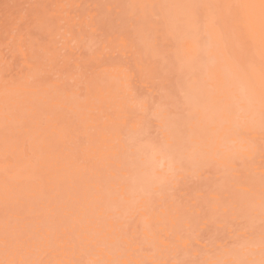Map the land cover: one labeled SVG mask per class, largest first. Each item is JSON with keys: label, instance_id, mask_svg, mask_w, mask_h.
I'll return each mask as SVG.
<instances>
[{"label": "rangeland", "instance_id": "1", "mask_svg": "<svg viewBox=\"0 0 264 264\" xmlns=\"http://www.w3.org/2000/svg\"><path fill=\"white\" fill-rule=\"evenodd\" d=\"M10 1L12 4H10ZM107 1L110 4L107 3ZM157 1L158 2H156L155 0L153 1L151 0H0V173H1L0 174V264H264V219H263L264 218V209H263L264 208L263 206L264 205V103H263L264 95H262V93H264V85H263L264 84V80H263L264 79V62H263L264 61V43H263L264 41V37H263L264 36V31H263L264 30V27H263L264 18H262L264 16V0H254V2L252 0H238V1L233 0L234 3L232 2V0H209L211 2L210 4L208 0H204V1L202 0V2L200 0H198V2L197 0L195 1L194 0H173V1L166 0V3H168L167 5L165 4V1L163 0H157ZM160 1H162L164 4L163 3L161 4ZM167 1H169L171 4ZM177 1H178L179 6L176 5ZM214 1H217V2L214 3ZM249 1L250 2L252 1V2L249 3ZM195 2H196V6L194 4ZM224 2L229 6V8ZM113 3L115 4L113 5ZM179 3H184L187 6H185L184 4H179ZM198 3L200 4L198 5ZM222 3L224 4L222 5ZM60 4L63 6V8L60 6ZM107 5H109V7ZM168 5H170V7ZM172 5H173V8H172ZM182 5H184V7H182ZM239 5L241 6L238 7ZM257 5L259 7H257ZM138 6L140 7L138 8ZM217 6H219V8ZM112 7H116V8H112ZM152 7H154L153 8L154 10L152 9ZM177 7L178 8L181 7L183 8V10L186 7V10H188V13L189 14L191 13V14L190 15L187 14L186 10L183 11L185 14H187V17L185 18L186 15H184V13L179 12L181 9H179L177 12ZM207 7L208 9L210 8L209 11L207 10ZM95 8H97V11ZM108 9L109 10L111 9V10L109 11ZM112 9H116V10L112 11ZM214 9H216L215 12H214ZM225 9H228L229 11ZM147 10L149 12H147ZM224 10L226 11V13ZM99 11L101 14L97 13ZM121 11H122V14H121ZM211 11L216 16L213 13H211L212 14L211 15L210 14ZM66 12L68 15L66 14ZM228 12L230 14H227ZM110 13H112V15ZM118 13L121 15H119ZM178 13L180 14L176 16V14ZM127 14H128L127 23H130V24L126 25L127 26L126 27L125 22L127 20ZM165 14H167L169 18L172 17L171 20L168 19V17ZM181 14L183 15L181 16ZM85 15L87 16L88 20L85 18L86 17ZM101 15H103L104 19L106 20H104L103 16ZM105 15L108 16V18H106ZM124 15L126 16V18ZM130 15L133 19L132 18L130 19ZM142 15L145 17L144 20H143ZM156 15L159 17H156ZM160 15H164V16H160ZM120 16H123L124 20L120 18ZM152 16L154 18L156 17V19H154ZM75 17H77L78 20H76L77 18L75 19ZM139 17L141 18V22L139 20L140 19ZM188 17L193 18V19H188L189 25L188 23L187 25L189 27L191 26L192 30L196 28L194 32L189 27L188 29L190 31L184 28L186 24L183 25L182 21L183 19L186 21ZM232 17L236 18L235 19L236 21L234 20V18L232 19ZM173 18L176 21H173L172 20ZM196 18H201V19H198L199 20L198 22ZM117 19L120 21H118ZM147 19L149 21H147ZM195 19L196 21H193ZM215 19L217 20L214 22ZM228 19L231 20V23ZM107 20L109 21V23L106 24V22H108ZM171 21L176 22V23H174L173 25ZM177 21L179 22L181 21L182 23L181 22L178 23ZM185 21L184 23L187 22ZM245 21L247 24L245 23ZM86 22L88 25L86 24ZM149 22L150 23L154 22V24L151 23V26H150ZM194 22L195 23L198 22V24L201 23L200 25H198V27H201V29L204 30L205 33L204 31L201 32L200 28H198L199 29L198 30L197 27H195V25L197 26V23L195 24ZM205 22L207 23V25ZM220 22L223 24H221ZM225 22L227 23V25ZM116 23H119V25ZM142 23L144 24V27ZM242 23L244 26L242 25ZM109 24H112L113 26ZM136 24H139V25H136ZM164 24H166L165 27L163 26ZM190 24H193L194 29H193V26ZM76 25L77 27L79 26V28H77ZM117 25L119 26L120 29L118 28ZM153 25H154V28H153ZM187 25L185 27H187ZM203 25H206V26H203ZM254 25H257V27ZM230 26H232V28H230ZM246 26L248 27L250 26V27L247 28ZM84 27H87V28H84ZM174 27H175L174 30L179 28L178 29L179 31L176 30V33H175L173 30ZM236 27L241 32V34L240 32H238ZM182 28L185 33L184 35L182 34V32L180 33V30L182 31ZM257 28L258 30L256 31ZM78 29L80 30L79 32H77ZM125 29H128V31H126ZM138 29L140 31H138ZM149 29L151 31H149ZM233 29H236V31ZM197 30L200 34L203 33L206 38L207 37L208 38L210 37V38L203 39L204 38L203 34L200 35L197 32ZM87 31L90 34H88ZM157 31L158 33H156ZM191 31L193 33L195 32L196 33L191 34L192 33ZM12 32L13 34H11ZM105 32L109 34H106ZM144 32L147 34L149 33V34L147 35ZM151 32L153 33V36L155 38L153 36L151 38L150 36L152 34ZM208 33H209V36L206 35ZM66 34H69V36ZM127 34L130 36H128ZM180 34H181V37L179 38ZM187 34H190L192 37L189 35L190 37L189 38ZM257 34L260 35V38ZM106 35L107 37L108 35H110L111 36V37L109 36L110 38L112 37L114 38L110 40V38H107ZM173 35L177 37H173L174 39L172 40V38L170 37H172ZM86 36L88 37L86 38ZM146 36H148V38ZM250 36L252 37V39L250 38ZM83 37H85V39ZM98 37L99 39H97ZM158 38L160 39L158 40ZM175 38H178L176 40L179 44L176 43ZM94 39L95 41H93ZM115 39L120 45L116 44ZM129 39L130 40L132 39L131 40L132 43L128 41ZM147 39H150L151 43L154 41L155 44L153 42L152 43L153 46H151L152 44L151 43L149 44L148 43L149 40ZM179 39H181V41ZM183 39L185 40V43ZM222 39H224L226 43L224 41L222 42L221 41ZM55 40L58 44L55 42ZM98 40H100V42ZM124 40H125V43H124ZM139 40L140 41L143 40V41H141L140 43ZM251 40H253V42ZM86 41L88 42L86 43ZM110 41L112 43H110ZM136 41L139 42V45H137L138 43ZM159 41L161 43H158ZM182 41H183V45L182 44L181 45L183 47L181 46L182 48L181 47L179 48V45ZM231 41L232 42L234 41L233 44ZM93 42H95L94 45H93ZM194 42H195V45H197V47L193 45ZM236 42L237 43L239 42L240 46ZM260 42H261V45H260ZM83 43L86 45L84 46ZM142 43H143L144 48L141 46ZM175 43L178 45L175 46L176 45ZM59 44L60 45L62 44V45L60 46ZM160 44H162V46ZM172 44L173 45L175 44L174 45L175 47ZM208 44H210V46H207ZM234 44H235V47H234ZM184 45L186 47H184ZM113 46L116 48H114ZM148 46H150V48ZM121 47L122 49L119 52ZM220 47H222V49L224 50H222ZM20 48L23 49V51L19 50ZM104 48H107V49L105 50ZM111 48H113L114 50ZM145 48L148 50V52H146L147 50H145ZM205 48L206 49L208 48L207 51ZM115 49L118 51H115ZM149 49L152 52H154L153 50H157L160 53V55H158L159 53L157 51H155V54L154 53L152 54V52L149 51ZM192 49L194 50L192 51ZM197 49L200 51V53ZM108 50H109V53H108ZM142 50H145L143 54H146L145 55L146 57H147V53H149L148 55L149 58H146V59L147 60L149 59L151 63L143 57L144 55L143 56L140 55V53H142ZM170 50H173V51H170ZM189 50H191V52ZM214 50H215V53L213 52ZM228 50L230 52H228ZM242 50L245 51L246 53L243 52ZM33 51L35 53H33ZM87 51L89 52L88 54H87ZM162 51L164 52L162 53ZM226 51L228 53H226ZM44 52L46 55L44 54ZM121 52L125 54L123 55ZM220 52H222V54ZM234 52H235V55H237L236 57L234 55ZM130 53L132 56H130ZM184 53H185V56L183 55ZM196 53L197 55H195ZM207 53L210 55V57H207L208 55ZM258 53H259V56H258ZM77 54L80 56H78ZM151 54L153 57L150 56ZM164 54L166 56H164ZM179 54L180 55L182 54V55L180 56ZM115 55L120 56L121 60L117 56L116 57L118 58V60H116L117 58L115 57ZM157 55L158 57H160V60L162 59V61L163 60L164 61L161 62L159 58L157 57ZM173 55L174 56L177 55V57L179 58L176 59V57H174ZM230 55L232 59L230 58ZM139 56L142 57L143 60ZM162 56L163 58H161ZM166 57L168 58L166 59ZM172 57L174 59H172L171 60L172 62H171L170 59ZM212 57L214 60L212 59ZM216 57L219 59H216ZM46 58H47V61H46ZM86 58L88 60H86ZM107 58L109 62L106 61ZM136 58L140 60L141 65H142L141 67L139 66L140 64L136 63L138 62ZM204 58H206L208 61H206V59ZM93 59L95 60L94 62H93ZM112 59L114 60V62ZM151 59H154L153 62ZM175 59L178 61L176 62ZM179 59L182 61H179ZM210 59L214 61L213 62L211 60L213 62L214 68H212L213 65ZM247 59L249 60L247 61ZM131 60L133 61L135 60V61L131 62ZM144 60L146 61L144 62ZM173 60L176 63H174ZM223 60H225L224 61L225 63L222 62ZM68 61H70V64ZM165 61H166L165 66L171 63V65H169L170 68L168 66H167V69L164 68L165 66L162 64H164ZM186 61L188 63H186ZM55 62L57 63L56 65H55ZM119 62L121 63V65ZM155 62L159 68L156 66ZM215 62H216V65H215ZM101 63L103 64L101 65ZM142 63H144V65ZM220 63H223V65L227 64L226 68L229 67L230 70L232 71L230 72L229 69L228 70L225 69L223 71L222 68L224 67ZM74 64L78 66L75 67ZM131 64L132 65L135 64L133 65V68H131L132 66ZM172 64L174 65V67ZM198 64H200V66ZM208 64H210L211 66ZM243 64L245 65L243 66ZM109 65L111 68L109 67ZM188 65L192 67H189ZM51 66L52 68H50ZM235 66L237 68H235ZM124 67L128 69L126 70ZM97 68L98 70H95ZM144 68L145 69L148 68L147 70L149 71L148 72L149 75H151L152 77L154 76V77L153 78L149 77V75L147 74V71ZM160 68L165 72V74ZM254 68L255 69L257 68V69L255 70ZM40 69L43 72H41ZM99 69L102 72H100ZM149 69H152L154 72L150 71ZM173 69L175 71H173ZM138 70L140 72L142 71L143 74L142 72L139 74V72H137ZM179 70H180V73H179ZM237 70H239L241 74ZM70 71L72 73H67ZM194 71L196 72L194 73ZM228 71L230 72V77L232 78H230L229 76H228L229 78L227 77V75L229 74ZM134 72H137L138 74ZM169 72L174 73V74L170 73L171 74L170 75L168 74ZM181 72H184L185 75L184 73H181ZM217 72L219 74H216ZM222 72L224 73L227 72V73L223 74ZM80 73L81 74L83 73V74L81 75ZM118 73L120 74L117 75ZM231 73L232 74L234 73V74L232 75ZM175 74L177 76H175ZM180 74L181 76H179ZM52 75L53 76L55 75L54 76L55 78H53ZM83 75H86V76L84 77ZM111 75H113L115 78L118 79V80L116 79L117 82L114 80L115 78ZM144 75L145 77H143ZM223 75H226V76H224L223 78ZM246 75H249V76H246ZM25 76L29 77V79L26 78ZM121 76L123 77V79ZM35 77L37 79H35ZM148 77L150 79V82H149ZM256 77H258V79ZM219 78H223L222 80L224 81H222L221 79L219 80ZM251 78H252L251 81L253 83L252 82L250 83ZM146 79L148 80L147 83L151 85L148 86V84H145ZM160 79L162 80L160 81ZM236 79L238 81H235ZM253 79L255 82L253 81ZM83 80H85L87 83ZM98 80L100 82H98ZM112 80L114 81L112 82ZM153 80L155 83H153ZM178 80L181 83L183 82L182 83L183 85L180 84ZM194 80L196 82H194ZM239 80L241 82H239ZM257 80L259 82H257ZM54 81L56 83H54ZM102 82H104V84ZM169 82H171V84L172 82H174L175 84H172L170 87ZM245 82L249 85H247ZM68 83H70L71 85ZM184 83L187 85H184ZM251 84L252 86H250ZM246 85L248 88L246 87ZM45 86L47 87L45 88ZM120 86L123 90L120 89ZM129 86H135V87H129ZM152 86H153V89H152ZM68 87L70 89H67ZM124 87L125 89L127 88L128 90H130L129 88H132L134 89L135 92L134 93L131 92L133 91L132 89L129 92H126L128 90L125 91ZM137 88H139L138 90L140 91H138ZM255 89L256 90L258 89V90L256 91ZM152 91H154L153 92L154 94L152 93ZM207 91L209 92L207 93ZM30 92L36 97L33 96ZM42 93L45 95H43ZM60 93L63 98L60 96ZM103 93L106 96L103 95ZM175 93L177 95L176 97H175ZM256 93L257 95H255ZM73 94L76 95V97H74ZM134 94L136 95V97H134L135 96ZM210 95L212 98L210 97ZM217 95H219V97H216ZM225 95L226 96L228 95V96L226 97ZM247 95L250 97H248ZM72 96L74 99L72 98ZM94 96L96 100H94ZM258 96H261V97H258ZM103 97L105 98L103 99ZM116 97H118L119 99ZM253 97L255 100L253 99ZM67 98H69L70 100ZM106 98H108L109 100ZM113 98L118 99V101ZM258 98L260 99L258 100ZM82 99L84 101L86 99L87 100L85 102L84 101L81 102ZM212 99H214V101ZM79 100H80V103H79ZM95 101L97 102L95 103ZM209 101L211 102L209 103ZM217 101L221 103L219 104ZM72 102L73 104H71ZM112 102L116 107H114ZM254 102H256L255 103L256 105L254 104ZM144 103L146 105H144ZM154 103L156 104L154 105ZM203 103L205 104L203 105ZM131 104L132 105L134 104V106H132ZM179 104H183V105H179ZM221 104H224V105H221ZM73 105L77 106L78 108L74 107ZM93 106L96 108H93ZM145 106L147 107V109ZM200 106L201 108H203V110L200 108ZM242 106H243V109H242ZM70 107L72 109H70ZM141 108L145 110H140ZM260 108L262 109V112ZM77 109H80L78 110V114H77ZM193 109L196 113L193 111ZM197 109H199L200 112L197 111ZM98 110H100L101 112ZM188 110H189V113L186 112ZM214 110L215 112L213 113ZM98 112H100V114ZM222 112H224V114ZM259 112L262 114H259ZM151 113H153L154 115ZM178 113H181V114H178ZM205 113H207V115ZM201 114L204 117L201 116ZM171 115L174 117H172ZM197 116L199 117V119H197L198 118ZM89 117H91V119ZM103 117L105 118V120ZM208 117L211 119L209 120ZM216 117H218L217 121L215 120ZM100 120H101V123H100ZM158 120L160 121V123L158 122ZM193 120L198 121V122L193 123L192 122ZM78 121L80 124H78ZM156 121L160 125L159 124L156 125L157 123ZM205 121H208L209 123L208 122L206 123ZM171 122L173 126L170 124ZM191 122L193 126L191 125V127H188L191 124ZM262 122L263 124H261ZM114 124L116 125L115 127H114ZM134 125L135 127H133ZM136 126L137 128L140 126L139 127L140 129L136 130ZM213 127L215 128V130L213 129ZM166 130L167 131L172 130L173 132H170V131L167 132ZM174 132L176 136L172 134ZM165 134L168 136H165ZM10 135L11 137H9ZM114 135L115 137H113ZM169 136L172 138V140H174V137L176 138V141L174 140L173 144H172L171 139L168 140V138H170ZM163 137H164V140H163ZM165 137L166 138L168 137V138L166 139ZM154 138L155 139L157 138L156 141ZM80 139H81V142H80ZM189 139L190 141L187 142ZM157 141L159 143H156ZM177 141L179 142L178 146H177V143H178ZM13 143L15 144V146ZM166 145H167V148H166ZM185 145H187L188 147H186ZM93 146H96V149H94L95 147ZM135 147L138 149H136ZM186 148L188 149L190 148V150H187ZM229 150L232 152L230 153ZM211 151L213 152V154ZM167 153L168 155H170V157L166 155ZM181 153L183 156L182 155L179 156ZM21 154L22 156H20ZM159 154H162V156L160 155L161 156L160 159H159ZM191 155L193 157L195 156L193 160H192L193 157ZM166 156H168L170 159H168V157ZM211 156L213 159L215 157V160L213 159L209 160ZM230 157L231 158L233 157L234 159L233 158L231 159ZM201 158H205V159H201ZM235 158H237L238 160ZM197 159H199V161ZM207 159L209 160V162H207L208 161ZM155 160H157V162ZM169 160H171V162ZM184 160H188V161L190 160L191 162L190 161L183 162ZM216 160L220 162L217 163ZM196 161L198 162L196 163ZM213 162L216 163L215 166L217 169L215 168V166L212 165V164H215ZM221 162L223 166L220 165ZM165 163L166 165L168 163L170 164L166 166ZM179 163L182 166H180ZM185 163L187 165H185ZM195 163L196 165L199 164L201 169L203 166L202 171L201 169L199 170L200 168L199 165L197 167L195 166ZM230 163H233V164L231 165ZM178 164L179 166H176ZM208 164L213 169H211L210 166H208ZM105 165L107 167H105ZM218 165H220L221 167L220 166L218 167ZM109 166L111 167L108 168ZM205 166H207V168H205ZM244 166H246L248 170L244 169L245 168ZM150 167L153 169H151ZM180 167L181 169L179 170L178 168ZM235 167H238L239 170L238 168H235ZM221 168L222 169L225 168V170L223 169V172H222ZM190 169L193 170L194 172L196 171L195 174ZM218 169L220 173H222V176L218 177V175H216L218 174L217 172ZM189 170H190V173H189ZM151 171L153 174L151 173ZM160 171L163 174H165L166 172L165 174L166 178L163 174H161ZM168 171H170V173L174 172L172 173L173 175L170 174ZM186 171L188 172L187 174H186ZM246 171L248 172V174ZM130 172L131 173L133 172L132 173L133 177L131 176ZM197 172H200V174L198 173L199 175H197ZM106 173H109V174H106ZM220 173L219 175H221ZM138 174L141 176H139ZM169 174L171 176H169ZM190 174L191 176L193 175V177H191ZM94 175L95 177L97 176L96 179ZM125 175H127V177H125ZM148 175H151V177L149 178ZM161 176L164 177V178L162 177L163 183L160 182L162 180H159V178L161 179ZM168 176L169 177L173 176V177L168 179ZM200 176H201V179H200ZM145 178L146 180H144ZM197 178L200 180H198ZM147 179L148 180L152 179L154 181H157V183L154 181H150V180H149L150 183H147L148 181ZM220 179H223V180H220ZM133 180L134 181L136 180L135 184ZM164 180H167V181H164ZM202 180H205V181H202ZM234 180H236V182ZM219 182L220 183L223 182V183L220 184ZM140 183L142 184V187L140 186ZM154 183L156 184L154 185ZM211 184H213V187L215 184V188L211 189L212 188ZM218 184L221 187H219ZM154 186H156V188ZM129 187H131V190ZM133 189H135V191ZM139 189H141L142 191ZM150 189L152 191H149ZM209 189L211 193L210 191L209 192L207 191ZM137 190H139L140 192H138ZM170 190L172 193L170 192ZM146 191L149 193H147ZM236 196L240 197V198L238 197V200L241 199L239 202L237 201ZM213 197L214 198L217 197V199H215L214 201ZM192 198H194L195 200ZM242 198L243 199L245 198V200H243ZM251 198L254 199L255 201H253ZM242 200L243 202H246L247 200L248 201L246 203H243L241 202ZM236 201L237 203H240V204H236L235 203ZM249 201L250 203H248ZM260 203L262 204L263 207L261 206ZM247 204L249 205L248 207L250 210L248 209V207H246ZM238 205H240V207ZM236 206L239 209H235ZM250 207L251 208L255 207V208L252 209L251 211ZM241 208H244L243 210L245 212L248 211L249 214L245 213L243 210H241ZM256 208H258L261 212L258 210H255ZM237 210H240V212L239 211L237 212ZM217 212L218 213L221 212V214L219 215L217 214ZM242 212H244L245 214H243ZM187 214L190 217L187 216ZM239 214L242 217H240ZM251 216H253V218ZM229 218H231L232 220L231 219L229 220ZM248 218H250L249 220L251 222L248 220ZM261 220L263 222H261ZM250 223L253 226H251ZM259 228L260 230H258ZM182 254H183V258L185 259L182 258L181 256Z\"/></svg>", "mask_w": 264, "mask_h": 264}, {"label": "bare ground", "instance_id": "2", "mask_svg": "<svg viewBox=\"0 0 264 264\" xmlns=\"http://www.w3.org/2000/svg\"><path fill=\"white\" fill-rule=\"evenodd\" d=\"M151 1H153V0H151ZM155 1L158 2L157 0H155ZM163 1H165V4H166V5L168 4V3H166V0H163ZM169 1H170V0H169ZM169 1H167V2H169ZM172 1H173V0H172ZM194 1H195V0H194ZM194 1H193V2H194ZM200 1L202 2V0H200ZM203 1H204V0H203ZM236 1H238V0H236ZM252 1L254 2V0H252ZM252 1H251V2H252ZM61 2H62V1H61ZM63 2H65V1H63ZM115 2H116V1H115ZM126 2H127V1H126ZM126 2H124V3H126ZM160 2H161V4L163 3L162 1H160ZM175 2H176V1H175ZM180 2H181V1H180ZM188 2H189V1H188ZM197 2H198V0H197ZM205 2H206V1H205ZM208 2H209V4L211 3L209 0H208ZM215 2H217V1H214V3H215ZM232 2H233V0H232ZM232 2H231V3H232ZM251 2L249 1V3H251ZM259 2H260V1H259ZM101 3H103V2H101ZM107 3H109V2L107 1ZM116 3H117V2H116ZM121 3H122V2H121ZM132 3H133V1H132ZM137 3H138V2H137ZM143 3H144V2H143ZM169 3H170V2H169ZM186 3H187V2H186ZM203 3H204V2H203ZM224 3H225V2H224ZM224 3H222V5H223ZM233 3H234V2H233ZM255 3H256V2H255ZM10 4H12L11 1H10ZM63 4H65V3H63ZM109 4H110V3H109ZM114 4H115V3H113V5H114ZM138 4H139V3H138ZM149 4H150V3H149ZM158 4H159V3H158ZM163 4H164V3H163ZM170 4H171V3H170ZM174 4H176V3H174ZM179 4H184V3H179ZM194 4H195V6H196V2H195ZM199 4H200V3H198V5H199ZM225 4H226V3H225ZM228 4H229V3H228ZM252 4H253V3H252ZM259 4H260V3H259ZM27 5H28V4H27ZM101 5H102V4H101ZM128 5H129V4H128ZM147 5H148V4H147ZM153 5H154V4H153ZM153 5H152V6H153ZM176 5H178V1H177V4H176ZM184 5H185V4H184ZM184 5H182V7H184ZM201 5H202V4H201ZM216 5H217V4H216ZM226 5H227V4H226ZM250 5H251V4H250ZM254 5H255V4H254ZM60 6L63 8V6H62L61 4H60ZM66 6H67V5H66ZM90 6H91V5H90ZM96 6H97V5H96ZM104 6H105V5H104ZM107 6L109 7V5H107ZM116 6H117V5H116ZM124 6H125V5H124ZM135 6H137V5H135ZM140 6H141V5H140ZM140 6H138V8H139ZM155 6H156V4H155ZM155 6H154V7H155ZM168 6L170 7V5H168ZM174 6H175V5H174ZM178 6H179V5H178ZM180 6H181V5H180ZM185 6H187V5H185ZM206 6H208V5H206ZM212 6H213V5H212ZM224 6H225V5H224ZM227 6H228V5H227ZM234 6H235V5H234ZM240 6H241V5H239L238 7H240ZM93 7H94V6H93ZM131 7H132V6H131ZM147 7H148V6H147ZM154 7H152V9H153ZM166 7H167V6H166ZM175 7H176V6H175ZM214 7H215V6H214ZM217 7L219 8V6H217ZM253 7H254V6H253ZM257 7H259V6L257 5ZM64 8H65V7H64ZM112 8H116V7H112ZM120 8H121V7H120ZM120 8H119V9H120ZM144 8H145V7H144ZM157 8H158V7H157ZM172 8H173V5H172ZM199 8H200V7H199ZM218 8H217V9H218ZM221 8H222V7H221ZM226 8H227V7H226ZM228 8H229V6H228ZM241 8H242V7H241ZM45 9H46V8H45ZM95 9H96V11H97V8H95ZM100 9H101V7H100ZM104 9H105V8H104ZM128 9H129V8H128ZM155 9H156V8H155ZM174 9H175V8H174ZM179 9L182 10V11H181V10L179 11L180 13H184L183 11L186 10V7H185L184 10H183V8H181V7H180V8L177 7V12H178ZM209 9H210V8H209ZM209 9H208V7H207V10H208V11H209ZM222 9H223V8H222ZM252 9H253V8H252ZM262 9H263V8H262ZM78 10H80V9H78ZM106 10H107V9H106ZM108 10H109V9H108ZM110 10H111V9H110ZM110 10H109V11H110ZM113 10H116V9H112V11H113ZM125 10H126V9H125ZM153 10H154V9H153ZM215 10H216V9H214V12H215ZM225 10L229 11L228 9H225ZM225 10H224V11H225ZM253 10H254V9H253ZM253 10H251V11H253ZM23 11H24V10H23ZM100 11H101V10H100ZM100 11L97 12V13H100ZM145 11H146V10H145ZM150 11H151V10H150ZM158 11H159V10H158ZM164 11H165V10H164ZM186 11H187V14H189V13H188V10H186ZM212 11H213V10H212ZM212 11L210 12V14L213 13ZM222 11H223V10H222ZM222 11H221V12H222ZM246 11H247V10H246ZM248 11H249V10H248ZM260 11H261V10H260ZM77 12H78V11H77ZM102 12H103V11H102ZM106 12H107V11H106ZM125 12H126V11H125ZM129 12H131V11H129ZM137 12H138V11H137ZM142 12H143V11H142ZM147 12H149V11L147 10ZM153 12H154V11H153ZM177 12H176V13H177ZM201 12H203V11H201ZM221 12H220V13H221ZM243 12H244V10H243ZM261 12H262V11H261ZM52 13H53V12H52ZM64 13H65V12H64ZM74 13H75V12H74ZM80 13H81V11H80ZM114 13H115V12H114ZM126 13H127V12H126ZM143 13H144V12H143ZM156 13H157V11H156ZM180 13L176 14V16L179 15ZM207 13H208V12H207ZM225 13H226V11H225ZM252 13H253V12H252ZM259 13H260V12H259ZM66 14H67V12H66ZM72 14H73V13H72ZM72 14H71V15H72ZM100 14H101V13H100ZM100 14H99V15H100ZM110 14L112 15V13H110ZM118 14H119V13H118ZM121 14H122V11H121ZM121 14H119V15H121ZM129 14H130V13H129ZM141 14H142V13H141ZM150 14H151V13H150ZM160 14H161V13H160ZM187 14L184 13V15H186L185 18L187 17ZM190 14H191V13H190ZM190 14H189V15H190ZM213 14H214V13H213ZM227 14H230V13L228 12ZM236 14H237V13H236ZM249 14H250V12H249ZM22 15H23V14H22ZM67 15H68V14H67ZM103 15H104V13H103ZM103 15H101V16H103ZM108 15H109V14H108ZM165 15L167 16V14H165ZM168 15H169V14H168ZM182 15H183V14H181V16H182ZM211 15H212V14H211ZM214 15H215V14H214ZM214 15H213V16H214ZM231 15H232V14H231ZM251 15H252V14H251ZM258 15H259V14H258ZM73 16H74V15H73ZM79 16H80V15H79ZM85 16H86V15H85ZM105 16H106V15H105ZM124 16H125V15H124ZM135 16H136V15H135ZM142 16H143V15H142ZM160 16H164V15H160ZM166 16H165V18H166ZM169 16H170V15H169ZM215 16H216V15H215ZM218 16H219V14H218ZM246 16H247V15H246ZM249 16H250V15H249ZM20 17H21V16H20ZM36 17H37V16H36ZM115 17H116V16H115ZM140 17H141V16H140ZM140 17H139V18H140ZM152 17H153V16H152ZM156 17H159V16L156 15ZM156 17H155V18L153 17V18L156 19ZM167 17H168V16H167ZM173 17H174V16H173ZM192 17H193V16H192ZM192 17H191V18L188 17L187 20H186L187 22L183 19V21H182V22H183V25H184V24L187 25V23L189 22L188 19H193ZM194 17H195V16H194ZM199 17H200V16H199ZM241 17H242V16H241ZM76 18H77V17H75V19H76ZM85 18L88 20L87 16H86ZM106 18H108V16H106ZM110 18H111V17H110ZM118 18H119V17H118ZM120 18L123 19V16H120ZM120 18H119V19H120ZM125 18H126V16H125ZM131 18H132V17H131V15H130V19H131ZM144 18H145V17L143 16V20H144ZM165 18H164V19H165ZM171 18H172V17H171ZM171 18L168 17V19H170V20H171ZM224 18H225V17H224ZM233 18H234V17H232V19H233ZM242 18H243V17H242ZM252 18H253V17H252ZM262 18H264V16H263ZM75 19H74V20H75ZM103 19H104V16H103ZM132 19H133V18H132ZM135 19H136V18H135ZM148 19H149V17H148ZM148 19H147V21H149ZM158 19H160V18H158ZM175 19H176V18H175ZM196 19H197V21L199 22L198 19H201V18H196ZM196 19L193 20V21H196ZM212 19H214V18H212ZM235 19H236V18H234V20H235ZM246 19H247V18H246ZM248 19H249V18H248ZM257 19H258V18H257ZM74 20H73V21H74ZM76 20H78V18H77ZM76 20H75V21H76ZM100 20H101V19H100ZM104 20H106V19H104ZM117 20H118V19H117ZM123 20H124V19H123ZM139 20H140V22H141V18H140ZM162 20H163V19H162ZM172 20H173V21H176V20H174V18H173ZM216 20H217V19H215L214 22H215ZM228 20H229L230 23H231V20H230V19H228ZM17 21H18V20H17ZM73 21H71V22H73ZM84 21H85V20H84ZM96 21H97V19H96ZM107 21H108V20H107ZM118 21H120V20H118ZM127 21H128V14H127V20H126V22H125V26L128 25V24H130V23H127ZM137 21H138V20H137ZM147 21H146V22H147ZM153 21H154V20H153ZM168 21H169V20H168ZM173 21H171V22H172L173 25H174V23H176V22H173ZM184 21H185L186 23H184ZM235 21H236V20H235ZM35 22H36V21H35ZM49 22H50V20H49ZM53 22H54V21H53ZM60 22H61V20H60ZM98 22H99V21H98ZM105 22H106V21H105ZM130 22H131V21H130ZM134 22H135V21H134ZM144 22H145V21H144ZM144 22H143V23H144ZM157 22H158V21H157ZM177 22L180 23L181 21H180V22L177 21ZM182 22H181V23H182ZM198 22H196V23H197V26L195 25V24H196L195 22H194V23H195L194 25H195V27H197V29H198V28L201 29V27H198V25H200L201 23L198 24ZM200 22H201V21H200ZM202 22H203V21H202ZM218 22H219V21H218ZM221 22H222V21H221ZM221 22H220V23H221ZM226 22H227V21H226ZM226 22H225V23H226ZM243 22H244V21H243ZM252 22H253V21H252ZM254 22H255V21H254ZM256 22H257V21H256ZM45 23H46V22H45ZM57 23H58V22H57ZM91 23H92V22H91ZM96 23H97V22H96ZM99 23H100V22H99ZM102 23H103V22H102ZM107 23H109V21L106 22V24H107ZM121 23H122V22H121ZM121 23H120V24H121ZM126 23H127V24H126ZM143 23H142V24H143ZM151 23L154 24V22H151ZM151 23L149 22L150 26H151ZM155 23H156V22H155ZM178 23H177V24H178ZM205 23H206V22H205ZM230 23H229V24H230ZM232 23H233V22H232ZM235 23H236V22H235ZM245 23H246V21H245ZM75 24H76V23H75ZM86 24H87V22H86ZM94 24H95V23H94ZM94 24H93V25H94ZM103 24H104V23H103ZM103 24H102V25H103ZM116 24L119 25V23H116ZM122 24H123V23H122ZM132 24H133V23H132ZM147 24H148V23H147ZM202 24H204V23H202ZM221 24H223V23H221ZM237 24H238V23H237ZM246 24H247V23H246ZM258 24H260V23H258ZM49 25H50V24H49ZM82 25H83V24H82ZM87 25H88V24H87ZM109 25H112V24H109ZM109 25H108V26H109ZM118 25H117V26H118ZM136 25H139V24H136ZM165 25H166V24H164L163 26L165 27ZM173 25H171V26H173ZM180 25H182V24H180ZM186 25H185V26H186ZM188 25H189V23H188ZM188 25H187V27L184 26V28L188 29V27H189ZM190 25L193 26V24H190ZM206 25H207V23H206ZM206 25H203V26H206ZM224 25H225V24H224ZM226 25H227V23H226ZM235 25H236V24H235ZM242 25H243V23H242ZM261 25H262V24H261ZM15 26H16V25H15ZM35 26H36V25H35ZM91 26H92V25H91ZM112 26H113V25H112ZM160 26H161V25H160ZM168 26H169V25H168ZM171 26H170V27H171ZM201 26H202V25H201ZM232 26H234V25H232ZM232 26H230V28H232ZM243 26H244V25H243ZM254 26L257 27V25H254ZM37 27H38V26H37ZM76 27H77V25H76ZM76 27H75V28H76ZM87 27H88V26H87ZM87 27H84V28H87ZM126 27H127V26H126ZM137 27H138V26H137ZM143 27H144V24H143ZM147 27H148V26H147ZM175 27H176V26H175ZM175 27L173 28V30L175 29ZM238 27H239V25H238ZM246 27L249 28L250 26H249V27L246 26ZM263 27H264V26H263ZM63 28H64V27H63ZM72 28H73V27H72ZM77 28H79V26H78ZM90 28H91V27H90ZM90 28H89V30H90ZM106 28H107V26H106ZM118 28H119V26H118ZM130 28H131V27H130ZM153 28H154V25H153ZM177 28H178V27H177ZM189 28L192 30L191 26H190ZM233 28H234V27H233ZM53 29H54V28H53ZM55 29H56V28H55ZM65 29H66V28H65ZM81 29H82V27H81ZM114 29H115V28H114ZM119 29H120V28H119ZM146 29H147V28H146ZM162 29H163V28H162ZM170 29H171V28H170ZM178 29H179V28H178ZM178 29H176V30H178ZM180 29H181V28H180ZM193 29H194V26H193ZM195 29H196V28H195ZM195 29H194V30H195ZM203 29H204V27H203ZM236 29H237V27H236ZM236 29H233V30L236 31ZM241 29H242V28H241ZM254 29H255V28H254ZM87 30H88V29H87ZM91 30H92V29H91ZM94 30H95V28H94ZM125 30L128 31V29H125ZM125 30H124V31H125ZM131 30H132V29H131ZM141 30H142V28H141ZM143 30H144V29H143ZM158 30H159V29H158ZM165 30H167V29H165ZM176 30H174L175 33H176ZM194 30H192V31L194 32ZM198 30H199V29H198ZM198 30H197V32H198ZM231 30H232V29H231ZM237 30H238V29H237ZM251 30H252V29H251ZM251 30H250V31H251ZM257 30H258V28L256 29V31H257ZM61 31H62V30H61ZM67 31H68V30H67ZM72 31H73V30H72ZM74 31H75V30H74ZM79 31H80V30L78 29L77 32H79ZM82 31H84V30H82ZM124 31H123V32H124ZM138 31H140V30L138 29ZM145 31H146V30H145ZM149 31H151V30L149 29ZM167 31H169V30H167ZM167 31H166V32H167ZM178 31H179V30H178ZM188 31H190V30L188 29ZM192 31H191V32H192ZM200 31L202 32V31H204V30L201 29ZM209 31H210V30H209ZM248 31H249V30H248ZM252 31H253V30H252ZM259 31H260V30H259ZM263 31H264V30H263ZM87 32H88V31H87ZM118 32H119V30H118ZM129 32H130V31H129ZM129 32H128V33H129ZM131 32H133V31H131ZM153 32H154V30H153ZM181 32H182L183 35L185 34L183 28H182V31L180 30V33H181ZM193 32H192L191 34H195V33H196V32H195V33H193ZM218 32H219V31H218ZM238 32H240V31L238 30ZM244 32H245V31H244ZM253 32H254V31H253ZM35 33H36V32H35ZM56 33H57V32H56ZM59 33H60V31H59ZM59 33H58V34H59ZM66 33H67V32H66ZM103 33H104V31H103ZM105 33H106V32H105ZM126 33H127V32H126ZM144 33H145V32H144ZM151 33H152V32H151ZM151 33H150V34H151ZM156 33H158V31H157ZM156 33H155V34H156ZM162 33H163V31H162ZM164 33H165V32H164ZM170 33H171V31H170ZM172 33H173V32H172ZM187 33H189V32H187ZM198 33H199V32H198ZM204 33H205V31H204ZM215 33H216V32H215ZM242 33H243V32H242ZM261 33H262V32H261ZM11 34H13V32H12ZM76 34H77V33H76ZM76 34H75V35H76ZM82 34H83V33H82ZM88 34H90V33L88 32ZM106 34H109V33H106ZM121 34H122V32H121ZM121 34H120V35H121ZM134 34H135V33H134ZM145 34H147V33H145ZM148 34H149V33H148ZM148 34H147V35H148ZM199 34H200V33H199ZM201 34H203V33H201ZM201 34H200V35H201ZM236 34H237V33H236ZM240 34H241V32H240ZM246 34H247V33H246ZM250 34H251V33H250ZM259 34H260V32H259ZM66 35L69 36V34H66ZM101 35H102V34H101ZM123 35H124V33H123ZM123 35H122V36H123ZM125 35H126V34H125ZM127 35H128V34H127ZM140 35H141V33H140ZM169 35H170V34H169ZM176 35H178V34H176ZM187 35H188V37H189L190 34H187ZM197 35H198V34H197ZM200 35H199V36H200ZM206 35L209 36V33L206 34ZM210 35H211V34H210ZM247 35H248V34H247ZM255 35H256V33H255ZM257 35H258V34H257ZM20 36H21V35H20ZM20 36H19V37H20ZM34 36H35V35H34ZM45 36H46V35H45ZM45 36H43V37H45ZM54 36H55V35H54ZM58 36H59V35H58ZM62 36H63V35H62ZM62 36H60V37H62ZM71 36H72V35H71ZM80 36H81V35H80ZM104 36H105V35H104ZM109 36H110V35H108V37H107V35H106L107 38H110V37H111V36H110V37H109ZM122 36H120V37H122ZM128 36H130V35H128ZM137 36H138V35H137ZM144 36H145V35H144ZM150 36H151V38H152L153 33H152ZM150 36H149V38H150ZM170 36H171V35H170ZM190 36H191V35H190ZM194 36H195V35H194ZM238 36H239V35H238ZM251 36H252V35H251ZM251 36H250V38L252 39ZM258 36H259V38H260V35H258ZM258 36H257V37H258ZM11 37H12V36H11ZM32 37H33V36H32ZM43 37H41V38H43ZM63 37H64V36H63ZM76 37H77V36H76ZM81 37H82V36H81ZM87 37H88V36H86V38H87ZM99 37H100V36H99ZM99 37H98L97 39H99ZM123 37H124V36H123ZM146 37L148 38V36H146ZM146 37H145V38H146ZM153 37H154V36H153ZM165 37H166V36H165ZM173 37H177V36L173 35V36L170 37V38H172V40H173V39H174ZM180 37H181V34H180L179 38H180ZM186 37H187V36H186ZM191 37H192V36H191ZM196 37H197V36H196ZM203 37H204L203 39L206 38V37L204 36V34H203ZM215 37H216V36H215ZM219 37H220V36H219ZM243 37H244V36H243ZM263 37H264V36H263ZM38 38H39V37H38ZM83 38L85 39V37H83ZM89 38H90V37H89ZM91 38H92V37H91ZM103 38H105V37H103ZM107 38H106V39H107ZM112 38H114V37H112ZM112 38H110V40H111ZM124 38H125V37H124ZM127 38H128V37H127ZM130 38H131V37H130ZM132 38H134V37H132ZM154 38H155V37H154ZM154 38H153V39H154ZM156 38H157V37H156ZM183 38H185V37H183ZM189 38H190V37H189ZM189 38H188V40H189ZM207 38H208V37H207ZM207 38H206V39H207ZM209 38H210V37H209ZM209 38H208V39H209ZM235 38H236V37H235ZM259 38H257V39H259ZM44 39H45V38H44ZM58 39H59V38H58ZM64 39H65V38H64ZM70 39H71V37H70ZM79 39H80V38H79ZM81 39H82V38H81ZM95 39H96V37H95ZM95 39H94L93 41H95ZM141 39H142V38H141ZM153 39H152V40H153ZM159 39H160V38H158V40H159ZM176 39H178V38H175L176 43H178ZM181 39H182V38H181ZM181 39H179V40L181 41ZM237 39H238V38H237ZM237 39H236V40H237ZM257 39H256V40H257ZM261 39H262V37H261ZM39 40H40V39H39ZM87 40H88V39H87ZM115 40H116V39H115ZM131 40H132V39H131ZM131 40L129 39L128 41L131 42ZM137 40H138V39H137ZM145 40H146V39H145ZM147 40H149L148 43L150 44V43H151V42H150V39H147ZM152 40H151V41H152ZM162 40H163V39H162ZM168 40H169V39H168ZM183 40H184V39H183ZM188 40H186V41H188ZM217 40H218V39H217ZM219 40H220V39H219ZM228 40H230V39H228ZM62 41H64V40H62ZM68 41H69V40H68ZM88 41H89V40H88ZM88 41H86V43H87ZM98 41L100 42V40H98ZM104 41H105V40H104ZM120 41H121V39H120ZM139 41H140V40H139ZM141 41H143V40H141ZM141 41H140V43H141ZM155 41H156V40H155ZM160 41H161V40H160ZM160 41H159L158 43H161ZM200 41H201V40H200ZM207 41H208V40H207ZM221 41H222V42L224 41V42L226 43V41H225L224 39H222ZM237 41H238V40H237ZM251 41L253 42V40H251ZM259 41H260V40H259ZM7 42H8V41H7ZM48 42H49V41H48ZM55 42H56V40H55ZM73 42H74V41H73ZM73 42H71V43H73ZM77 42H78V40H77ZM84 42H85V41H84ZM122 42H123V41H122ZM136 42H137V41H136ZM145 42H146V41H145ZM153 42H154V41H153ZM153 42H152V43H153ZM219 42H220V41H219ZM229 42H230V41H229ZM231 42H232V41H231ZM233 42H234V41H233ZM233 42H232V44H233ZM241 42H242V40H241ZM56 43H57V42H56ZM101 43H102V42H101ZM106 43H107V41H106ZM110 43H112V42L110 41ZM124 43H125V40H124ZM131 43H132V42H131ZM133 43H134V42H133ZM137 43H138L137 45H139V42H137ZM152 43H151V44H152ZM165 43H166V42H165ZM173 43H174V42H173ZM176 43H175V44H176ZM184 43H185V40H184ZM200 43H201V42H200ZM200 43H199V44H200ZM236 43H237V42H236ZM236 43H235V44H236ZM243 43H244V42H243ZM243 43H242V44H243ZM249 43H250V42H249ZM263 43H264V41H263ZM47 44H48V43H47ZM53 44H54V43H53ZM57 44H58V43H57ZM94 44H95V42H93V45H94ZM116 44H117V45L119 44V43L117 42V40H116ZM126 44H128V43H126ZM146 44H147V43H146ZM146 44H145V45H146ZM154 44H155V42H154ZM156 44H157V43H156ZM175 44H174V45H175ZM178 44H179V43H178ZM178 44H176L175 46H177ZM181 44L183 45V41L180 43L179 48L182 46ZM199 44H198V45H199ZM204 44H205V43H204ZM227 44H228V43H227ZM235 44H234V47H235ZM237 44L240 46V43H239V42H238ZM59 45H60V44H59ZM61 45H62V44H61ZM61 45H60V46H61ZM63 45H64V43H63ZM70 45H71V44H70ZM70 45H69V46H70ZM81 45H82V44H81ZM83 45L85 46L86 44L83 43ZM83 45H82V46H83ZM101 45H102V44H101ZM103 45H104V44H103ZM119 45H120V44H119ZM129 45H130V44H129ZM131 45H132V44H131ZM137 45H136V46H137ZM157 45H158V44H157ZM157 45H155V46H157ZM160 45L162 46V44H160ZM172 45H173V44H172ZM174 45H173V46H174ZM190 45H191V43H190ZM190 45H189V47H190ZM193 45H195V42H194ZM200 45H201V44H200ZM230 45H231V44H230ZM230 45H229V46H230ZM260 45H261V42H260ZM49 46H50V45H49ZM82 46H81V47H82ZM87 46H88V45H87ZM91 46H92V45H91ZM105 46H106V44H105ZM141 46L143 47V43H142ZM151 46H153V44H152ZM175 46H174V47H175ZM207 46H210V44H208ZM247 46H248V45H247ZM253 46H254V45H253ZM44 47H45V46H44ZM55 47H56V46H55ZM57 47H58V45H57ZM62 47H63V46H62ZM62 47H61V48H62ZM71 47H72V46H71ZM71 47H70V48H71ZM79 47H80V46H79ZM88 47H89V46H88ZM92 47H93V46H92ZM107 47H108V46H107ZM113 47H114V46H113ZM129 47H130V46H129ZM132 47H133V46H132ZM139 47H140V46H139ZM145 47H146V46H145ZM148 47L150 48V46H148ZM148 47H147V49H148ZM159 47H160V46H159ZM163 47H164V45H163ZM166 47H167V45H166ZM168 47H170V46H168ZM174 47H173V49H174ZM182 47H183V46H182ZM182 47H181V48H182ZM184 47H186V46L184 45ZM195 47H197V45H195ZM199 47H200V46H199ZM216 47H217V46H216ZM256 47H257V46H256ZM262 47H263V46H262ZM51 48H52V47H51ZM83 48H84V47H83ZM85 48H87V47H85ZM90 48H91V47H90ZM114 48H116V47H114ZM133 48H134V47H133ZM143 48H144V47H143ZM176 48H178V47H176ZM176 48H175V50H176ZM220 48L222 49V47H220ZM251 48H252V47H251ZM253 48H254V47H253ZM32 49H33V48H32ZM44 49H45V48H44ZM53 49H54V48H53ZM64 49H65V48H64ZM66 49H67V48H66ZM92 49H93V48H92ZM99 49H100V48H99ZM104 49L106 50L107 48H104ZM111 49H113V48H111ZM121 49H122V47L120 48L119 52L121 51ZM124 49H125V48H124ZM139 49H140V48H139ZM147 49L145 48V50H147ZM156 49H157V48H156ZM164 49H165V48H164ZM198 49H199V48H198ZM198 49H197V50H198ZM205 49H206V48H205ZM207 49H208V48H207ZM207 49H206V51H207ZM216 49H217V48H216ZM221 49H220V50H221ZM248 49H249V48H248ZM19 50H22V51H23V49H21V48H20ZM57 50H58V49H57ZM70 50H71V49H70ZM89 50H90V49H89ZM113 50H114V49H113ZM137 50H138V48H137ZM140 50H141V49H140ZM145 50H142V53H140V52H139V53H140L141 56L144 55L143 57L146 59V58H149V57H148L149 53H147V57H146V56H145L146 54H143V53L145 52ZM157 50H158V49H157ZM157 50H153L154 52H152V51L149 49V51H151L152 54H153V53L155 54V51H157ZM161 50H162V48H161ZM161 50H160V51H161ZM167 50H168V48H167ZM193 50H194V49H192V51H193ZM209 50H211V49H209ZM209 50H208V51H209ZM222 50H224V49H222ZM231 50H232V49H231ZM244 50H245V49H244ZM5 51H6V49H5ZM22 51H21V53H22ZM28 51H29V50H28ZM34 51H35V50H34ZM34 51H33V53H35ZM73 51H74V49H73ZM85 51H86V50H85ZM85 51H84V52H85ZM98 51H99V50H98ZM98 51H97V52H98ZM115 51H118V50L115 49ZM124 51H125V50H124ZM132 51H133V50H132ZM170 51H173V50H170ZM189 51L191 52V50H189ZM198 51H199V50H198ZM240 51H241V50H240ZM242 51H243V50H242ZM62 52H63V51H62ZM62 52H60V53H62ZM75 52H76V51H75ZM101 52H102V51H101ZM106 52H107V51H106ZM113 52H114V51H113ZM146 52H148V50H147ZM157 52H158V51H157ZM163 52H164V51H162V53H163ZM184 52H185V51H184ZM194 52H195V51H194ZM213 52L215 53V50H214ZM218 52H219V50H218ZM223 52H225V51H223ZM228 52H230V51L228 50ZM228 52L226 51V53H228ZM231 52H232V51H231ZM235 52H236V50H235ZM235 52H234V55H235ZM237 52H238V51H237ZM243 52H245V51H243ZM243 52H242V53H243ZM23 53H24V52H23ZM51 53H52V52H51ZM76 53H77V52H76ZM88 53H89V52L87 51V54H88ZM108 53H109V50H108ZM110 53H111V52H110ZM121 53H122V52H121ZM126 53H127V52H126ZM158 53H159V52H158ZM158 53H156V54H158ZM170 53H171V52H170ZM187 53H188V52H187ZM197 53H198V52H197ZM197 53H196L195 55H197ZM199 53H200V51H199ZM199 53H198V54H199ZM220 53L222 54V52H220ZM245 53H246V52H245ZM250 53H251V51H250ZM24 54H25V53H24ZM44 54H45V52H44ZM44 54H43V55H44ZM55 54H56V53H55ZM85 54H86V53H85ZM85 54H84V55H85ZM90 54H91V53H90ZM90 54H89V55H90ZM96 54H98V53H96ZM106 54H107V53H106ZM116 54H117V53H116ZM122 54H123V53H122ZM124 54H125V53H124ZM124 54H123V55H124ZM152 54L150 55L151 57H153ZM192 54H194V53H192ZM192 54H191V56H192ZM207 54H208V53H207ZM207 54H206V55H207ZM211 54H212V53H211ZM252 54H253V53H252ZM262 54H263V53H262ZM26 55H27V54H26ZM30 55H31V54H30ZM34 55H35V54H34ZM36 55H37V54H36ZM45 55H46V54H45ZM48 55H49V54H48ZM64 55H65V54H64ZM66 55H67V53H66ZM72 55H73V54H72ZM77 55H78V54H77ZM89 55H87V56H89ZM94 55H95V54H94ZM111 55H112V54H111ZM123 55H122V56H123ZM127 55H129V54H127ZM137 55H138V54H137ZM137 55H136V56H137ZM158 55H160V53H159ZM158 55H157V57H158ZM161 55H163V54H161ZM179 55H180V54H179ZM181 55H182V54H181ZM181 55H180V56H181ZM183 55L185 56V53H184ZM186 55H187V54H186ZM200 55H201V54H200ZM208 55H209V54H208ZM208 55H207V57H210V55H209V56H208ZM214 55H215V54H214ZM232 55H233V54H232ZM248 55H249V54H248ZM255 55H256V54H255ZM22 56H23V54H22ZM78 56H80V55H78ZM102 56H103V54H102ZM116 56H117V55H115V57H116ZM130 56H132L131 53H130ZM134 56H135V55H134ZM134 56H133V57H134ZM164 56H166V55L164 54ZM173 56H174V55H173ZM188 56H189V55H188ZM202 56H203V54H202ZM215 56H216V55H215ZM223 56H224V54H223ZM227 56H228V55H227ZM236 56H237V55H235V57H236ZM241 56H242V55H241ZM241 56H239V57H241ZM258 56H259V53H258ZM52 57H53V56H52ZM63 57H64V56H63ZM66 57H67V56H66ZM70 57H71V56H70ZM84 57H85V56H84ZM117 57H118L119 59L121 58L120 56H117ZM117 57H116V58H117ZM123 57H124V56H123ZM128 57H129V56H128ZM128 57H127V58H128ZM139 57H140V56H139ZM139 57H138V58H139ZM151 57H150V58H151ZM174 57H176V59L179 58V57H177V55L174 56ZM205 57H206V56H205ZM217 57H218V56H217ZM217 57H216V59H219V58H217ZM244 57H245V55H244ZM261 57H262V56H261ZM60 58H61V57H60ZM74 58H75V57H74ZM80 58H81V57H80ZM82 58H83V57H82ZM100 58H101V57H100ZM104 58H105V57H104ZM108 58H109V57H108ZM108 58H107L106 61H108ZM118 58H117L116 60H118ZM125 58H126V57H125ZM140 58L143 60L142 57H140ZM158 58H159V60H160V57H158ZM161 58H163V56H162ZM167 58H168V57H166V59H167ZM188 58H190V57H188ZM194 58H195V56H194ZM199 58H200V57H199ZM202 58H203V57H202ZM230 58L232 59L231 55H230ZM41 59H42V58H41ZM65 59H66V58H65ZM78 59H79V58H78ZM128 59H129V58H128ZM155 59H156V57H155ZM172 59H174V58L172 57V58L170 59V61H171ZM176 59H175V60H176ZM182 59H184V58H182ZM191 59H192V58H191ZM204 59H206V58H204ZM212 59H213V57H212ZM212 59H210V61H211ZM221 59H222V58H221ZM221 59H220V60H221ZM243 59H244V58H243ZM262 59H263V58H262ZM42 60H43V59H42ZM66 60H67V59H66ZM71 60H72V58H71ZM79 60H80V59H79ZM86 60H88V59L86 58ZM99 60H100V59H99ZM109 60H110V59H109ZM112 60H113V59H112ZM116 60H115V61H116ZM120 60H121V59H120ZM123 60H124V59H123ZM136 60L138 61V62H136V63L140 64L139 66L141 67L142 65H141L140 60L137 59V58H136ZM146 60H147V59H146ZM146 60H144V62H145ZM151 60H152V62H153L154 59H151ZM157 60H158V59H157ZM157 60H156V61H157ZM159 60H158V61H159ZM199 60H200V59H199ZM201 60H202V59H201ZM213 60H214V59H213ZM213 60H212V61H213ZM220 60H219V61H220ZM248 60H249V59H247V61H248ZM259 60H260V59H259ZM1 61H2V60H1ZM35 61H36V59H35ZM44 61H45V60H44ZM46 61H47V58H46ZM61 61H62V60H61ZM61 61H60V62H61ZM73 61H74V60H73ZM81 61H82V59H81ZM83 61H84V60H83ZM94 61H95V60L93 59V62H94ZM129 61H130V60H129ZM132 61H133V60H131V62H132ZM134 61H135V60H134ZM134 61H133V62H134ZM147 61H149V59H148ZM160 61L163 62L164 60L162 61V59H161ZM177 61H178V60H176V62H177ZM179 61H182V60L179 59ZM189 61H190V60H189ZM206 61H208V60L206 59ZM212 61H211V62H212ZM215 61H216V60H215ZM224 61H225V60H223L222 62H224ZM233 61H234V60H233ZM237 61H239V60H237ZM251 61H252V60H251ZM3 62H4V60H3ZM40 62H41V61H40ZM48 62H49V60H48ZM66 62H67V61H66ZM68 62H69V64H70V61H68ZM75 62H76V61H75ZM108 62H109V61H108ZM113 62H114V60H113ZM116 62H117V61H116ZM122 62H124V61H122ZM142 62H143V61H142ZM149 62H150V61H149ZM171 62H172V61H171ZM173 62H174V60H173ZM176 62H174V63H176ZM202 62H203V61H202ZM213 62H214V61H213ZM213 62H212V65H213ZM230 62H232V61H230ZM235 62H236V61H235ZM258 62H259V61H258ZM258 62H257V63H258ZM263 62H264V61H263ZM24 63H26V62H24ZM30 63H31V62H30ZM53 63H54V61H53ZM61 63H62V62H61ZM83 63H84V62H83ZM105 63H106V62H105ZM111 63H112V62H111ZM119 63H120V62H119ZM119 63H118V64H119ZM126 63H127V62H126ZM128 63H129V62H128ZM150 63H151V62H150ZM157 63H158V62H157ZM165 63H166V61L164 62V64H162V63H160V64H162V65L165 66V65H166ZM168 63H169V61H168ZM168 63H167V64H168ZM174 63H173V64H174ZM183 63H184V62H183ZM186 63H188V62L186 61ZM189 63H190V62H189ZM224 63H225V62H224ZM239 63H240V62H239ZM259 63H260V62H259ZM27 64H28V63H27ZM56 64H57V63L55 62V65H56ZM58 64H59V63H58ZM67 64H68V63H67ZM95 64H96V63H95ZM102 64H103V63H101V65H102ZM122 64H123V63H122ZM142 64L144 65V63H142ZM153 64H154V63H153ZM153 64H152V65H153ZM155 64H156V62H155ZM160 64H159V65H160ZM173 64H172V65H173ZM177 64H179V63H177ZM218 64H219V62H218ZM220 64H222V66L224 67V68H222L223 71H224L225 69H226V70L229 69L230 72L232 71V70H230L229 67L226 68L227 64H224L225 66L223 65V63H220ZM232 64H233V63H232ZM33 65H34V64H33ZM45 65H46V63H45ZM48 65H49V64H48ZM61 65H62V64H61ZM74 65H75V64H74ZM81 65H82V64H81ZM87 65H88V64H87ZM112 65H113V64H112ZM120 65H121V63H120ZM125 65H126V64H125ZM131 65H132V64H131ZM133 65H135V64H133ZM133 65L131 66V68H133ZM145 65H147V64H145ZM152 65H150V66H152ZM169 65H171V63H169L167 66L169 67ZM189 65H191V64H189ZM189 65H188V66H189ZM196 65H197V64H196ZM198 65L200 66V64H198ZM208 65H210V64H208ZM215 65H216V62H215ZM244 65H245V64H243V66H244ZM69 66H70V65H69ZM76 66H78V65H75V67H76ZM79 66H80V65H79ZM93 66H94V65H93ZM156 66H157V64H156ZM160 66H161V65H160ZM167 66H165L164 68L167 69ZM181 66H182V65H181ZM183 66H184V65H183ZM210 66H211V65H210ZM218 66H219V65H218ZM42 67H43V66H42ZM44 67H45V66H44ZM53 67H54V65H53ZM66 67H67V66H66ZM66 67H65V68H66ZM94 67H95V66H94ZM109 67H110V65H109ZM125 67H126V66H125ZM125 67H124V68H125ZM134 67H135V66H134ZM157 67H158V66H157ZM173 67H174V65H173ZM176 67H177V66H176ZM189 67H192V66H189ZM189 67H188V68H189ZM204 67H205V66H204ZM220 67H221V65H220ZM246 67H247V66H246ZM246 67H245V68H246ZM16 68H17V67H16ZM50 68H52V66H51ZM56 68H57V67H56ZM56 68H55V69H56ZM79 68H80V67H79ZM84 68H85V67H84ZM89 68H90V66H89ZM91 68H92V67H91ZM100 68H101V67H100ZM110 68H111V67H110ZM124 68H123V69H124ZM148 68H149V67H148ZM148 68H147V69H148ZM158 68H159V67H158ZM158 68H157V69H158ZM169 68H170V67H169ZM171 68H172V67H171ZM195 68H196V67H195ZM197 68H198V67H197ZM200 68H201V67H200ZM207 68H208V67H207ZM212 68H214V65H213ZM235 68H237V67L235 66ZM24 69H25V68H24ZM36 69H37V68H36ZM45 69H46V68H45ZM67 69H68V68H67ZM74 69H75V68H74ZM74 69H73V70H74ZM82 69H83V68H82ZM113 69H114V68H113ZM125 69H126V68H125ZM127 69H128V68H127ZM127 69H126V70H127ZM134 69H135V68H134ZM141 69H142V68H141ZM141 69H140V70H141ZM144 69H145V68H144ZM147 69H145V70L147 71V74L149 75V73H148L149 71H148ZM160 69H161V68H160ZM209 69H210V67H209ZM217 69H218V68H217ZM219 69H221V68H219ZM254 69H255V68H254ZM256 69H257V68H256ZM256 69H255V70H256ZM78 70H79V69H78ZM89 70H90V69H89ZM95 70H98V68L95 69ZM111 70H112V69H111ZM116 70H117V69H116ZM126 70H125V71H126ZM135 70H136V69H135ZM149 70H150V71H153L152 69H149ZM161 70H162V69H161ZM189 70H190V69H189ZM195 70H196V69H195ZM239 70H240V69H239ZM239 70H237V71L239 72ZM34 71H35V70H34ZM40 71H41V69H40ZM71 71H72V70H71ZM71 71H70V72H67V73H72ZM99 71H100V69H99ZM146 71H145V73H146ZM162 71H163V70H162ZM166 71H167V70H166ZM173 71H175V70L173 69ZM177 71H178V70H177ZM191 71H192V70H191ZM199 71H200V70H199ZM201 71H202V70H201ZM211 71H212V70H211ZM213 71H214V70H213ZM217 71H218V70H217ZM219 71H220V70H219ZM221 71H222V70H221ZM229 71H228V72H229ZM237 71H236V72H237ZM251 71H252V69H251ZM253 71H254V70H253ZM20 72H21V71H20ZM41 72H43V71H41ZM50 72H51V70H50ZM59 72H60V71H59ZM61 72H63V71H61ZM76 72H77V71H76ZM93 72H94V71H93ZM100 72H102V71H100ZM126 72H127V71H126ZM129 72H130V71H129ZM129 72H128V73H129ZM137 72H139V74H140L142 71L140 72V71L138 70ZM137 72H134V73H137ZM153 72H154V71H153ZM156 72H157V71H156ZM160 72H161V71H160ZM163 72H164V71H163ZM171 72H172V71H171ZM171 72H169L168 74H170ZM184 72H186V71H184ZM184 72H181V73H184ZM195 72H196V71H194V73H195ZM203 72H204V71H203ZM203 72H202V73H203ZM215 72H216V71H215ZM230 72H229V74L227 75V77H228V76L230 77ZM248 72H249V71H248ZM44 73H45V71H44ZM73 73H74V72H73ZM106 73H107V71H106ZM114 73H115V71H114ZM145 73H144V74H145ZM150 73H151V72H150ZM175 73H177V72H175ZM179 73H180V70H179ZM187 73H188V72H187ZM191 73H192V72H191ZM194 73H193V74H194ZM205 73H206V72H205ZM205 73H204V74H205ZM222 73H223V74H226L227 72H226V73L222 72ZM239 73H240V72H239ZM257 73H258V72H257ZM42 74H43V73H42ZM53 74H54V72H53ZM58 74H59V73H58ZM80 74H81V73H80ZM82 74H83V73H82ZM82 74H81V75H82ZM119 74H120V73H118L117 75H119ZM132 74H133V73H132ZM132 74H131V75H132ZM137 74H138V73H137ZM142 74H143V72H142ZM147 74H146V75H147ZM158 74H159V73H158ZM158 74H157V75H158ZM164 74H165V72H164ZM164 74H163V75H164ZM171 74H174V73H171ZM171 74H170V75H171ZM193 74H192V75H193ZM207 74H208V72H207ZM216 74H219V73L217 72ZM231 74H232V73H231ZM233 74H234V73H233ZM233 74H232V75H233ZM235 74H236V73H235ZM240 74H241V73H240ZM246 74H247V73H246ZM254 74H255V73H254ZM259 74H260V73H259ZM25 75H26V74H25ZM38 75H39V74H38ZM81 75H80V76H81ZM92 75H93V74H92ZM99 75H101V74H99ZM115 75H116V74H115ZM133 75H134V74H133ZM153 75H154V74H153ZM155 75H156V74H155ZM163 75H162V76H163ZM184 75H185V73H184ZM195 75H196V74H195ZM251 75H252V74H251ZM261 75H263V74H261ZM39 76H40V75H39ZM46 76H47V75H46ZM50 76H51V75H50ZM52 76H53V75H52ZM54 76H55V75H54ZM54 76H53V78H55ZM73 76H75V75H73ZM83 76L85 77L86 75H83ZM109 76H110V75H109ZM111 76H113V75H111ZM122 76H123V75H122ZM122 76H121V77H122ZM138 76H140V75H138ZM162 76H161V78H162ZM165 76H166V75H165ZM175 76H177V75L175 74ZM179 76H181V74H180ZM187 76H189V75H187ZM187 76H186V77H187ZM217 76H219V75H217ZM224 76H226V75H223V78H224ZM242 76H244V75H242ZM246 76H249V75H246ZM246 76H245V77H246ZM252 76H253V75H252ZM25 77H26V76H25ZM36 77H37V76H36ZM36 77H35V79H37ZM88 77H89V76H88ZM93 77H94V76H93ZM113 77H114V76H113ZM125 77H126V76H125ZM143 77H145V75H144ZM149 77L153 78L154 76L152 77L151 75H149ZM149 77H148V79H149ZM155 77H156V76H155ZM157 77H158V76H157ZM220 77H221V76H220ZM229 77H228V78H229ZM259 77H260V76H259ZM26 78L29 79V77H26ZM42 78H43V77H42ZM42 78H41V79H42ZM56 78H57V77H56ZM75 78H76V77H75ZM114 78H115V77H114ZM114 78H113V79H114ZM118 78H120V77H118ZM137 78H138V77H137ZM159 78H160V77H159ZM174 78H176V77H174ZM183 78H185V77H183ZM204 78H205V76H204ZM223 78H219V80H220V79L222 80ZM230 78H232V77H230ZM256 78L258 79V77H256ZM256 78H255V79H256ZM28 79H27V80H28ZM71 79H72V78H71ZM77 79H78V77H77ZM88 79H89V78H88ZM95 79H97V78H95ZM116 79H117V78H115L114 80L117 82L118 79H117V80H116ZM122 79H123V77H122ZM130 79H131V77H130ZM140 79H141V78H140ZM166 79H167V78H166ZM225 79H227V78H225ZM233 79H234V78H233ZM242 79H243V78H242ZM247 79H248V78H247ZM65 80H66V79H65ZM72 80H73V79H72ZM72 80H71V81H72ZM114 80H112V82H113ZM126 80H127V79H126ZM128 80H129V79H128ZM136 80H137V79H136ZM136 80H135V81H136ZM155 80H156V78H155ZM161 80H162V79H160V81H161ZM179 80H180V79H179ZM179 80H178V81H179ZM228 80H229V79H228ZM231 80H232V79H231ZM231 80H230V81H231ZM245 80H246V79H245ZM251 80H252V78L250 79V83L252 82ZM261 80H262V79H261ZM261 80H260V81H261ZM263 80H264V79H263ZM30 81H31V79H30ZM38 81H39V80H38ZM49 81H50V80H49ZM69 81H70V80H69ZM83 81H85V80H83ZM133 81H134V80H133ZM141 81H142V80H141ZM143 81H144V80H143ZM147 81H148V80L146 79V83H145V84H148ZM151 81H152V79H151ZM164 81H165V80H164ZM164 81H163V82H164ZM166 81H167V80H166ZM222 81H224V80H222ZM235 81H238V80L236 79ZM253 81H254V79H253ZM40 82H41V81H40ZM51 82H52V81H51ZM58 82H60V81H58ZM58 82H57V83H58ZM85 82H86V81H85ZM88 82H89V81H88ZM98 82H100V81L98 80ZM104 82H105V81H104ZM104 82H102V83L104 84ZM149 82H150V79H149ZM179 82H180V81H179ZM186 82H187V81H186ZM194 82H196V81L194 80ZM198 82H199V81H198ZM204 82H205V81H204ZM225 82H226V81H225ZM232 82H233V81H232ZM239 82H241V81L239 80ZM242 82H243V81H242ZM248 82H249V81H248ZM254 82H255V81H254ZM257 82H259V81L257 80ZM28 83H29V82H28ZM31 83H32V82H31ZM54 83H56V82L54 81ZM70 83H71V82H70ZM70 83H68V84H70ZM86 83H87V82H86ZM95 83H96V82H95ZM102 83H101V85H102ZM106 83H107V82H106ZM133 83H134V82H133ZM143 83H144V82H143ZM153 83H155L154 80H153ZM156 83H157V81H156ZM169 83H170V87H171L172 84H175L174 82H172V84H171V82H169ZM182 83H183V82H182ZM182 83L180 82V84H182ZM202 83H203V82H202ZM245 83H246V82H245ZM252 83H253V82H252ZM42 84H44V83H42ZM108 84H109V83H108ZM111 84H112V83H111ZM134 84H135V83H134ZM163 84H164V83H163ZM163 84H162V86H163ZM180 84H179V86H180ZM223 84H225V83H223ZM230 84H231V83H230ZM230 84H228V85H230ZM246 84H247V83H246ZM70 85H71V84H70ZM118 85H119V84H118ZM118 85H117V86H118ZM135 85H136V84H135ZM139 85H141V84H139ZM143 85H144V84H143ZM149 85H151V84H148V86H149ZM153 85H154V84H153ZM156 85H157V84H156ZM164 85H165V84H164ZM182 85H183V84H182ZM184 85H187V84L184 83ZM189 85H190V84H189ZM189 85H188V86H189ZM238 85H239V84H238ZM247 85H249V84H247ZM247 85H246V87H247ZM263 85H264V84H263ZM50 86H51V85H50ZM57 86H58V84H57ZM68 86H69V85H68ZM194 86H195V85H194ZM221 86H222V84H221ZM250 86H252V84H251ZM250 86H249V88H250ZM8 87H9V86H8ZM13 87H14V86H13ZM46 87H47V86H45V88H46ZM66 87H67V85H66ZM66 87H65V89H66ZM97 87H98V86H97ZM106 87H107V86H106ZM126 87H128V86H126ZM129 87H135V86H129ZM142 87H144V86H142ZM145 87H146V86H145ZM157 87H158V86H157ZM190 87H191V86H190ZM226 87H227V86H226ZM231 87H232V86H231ZM18 88H19V87H18ZM35 88H37V87H35ZM39 88H40V87H39ZM51 88H52V87H51ZM76 88H77V87H76ZM76 88H75V89H76ZM83 88H84V87H83ZM108 88H109V87H108ZM116 88H118V87H116ZM140 88H141V87H140ZM150 88H151V87H150ZM163 88H164V87H163ZM180 88H181V87H180ZM191 88H192V87H191ZM228 88H229V86H228ZM228 88H227V89H228ZM232 88H233V87H232ZM247 88H248V87H247ZM22 89H23V88H22ZM47 89H48V88H47ZM67 89H70V88L68 87ZM77 89H78V88H77ZM80 89H81V88H80ZM84 89H85V88H84ZM120 89H122L121 86H120ZM124 89H125V87H124ZM129 89L131 90L132 88H129ZM138 89H139V88H137V90H138ZM152 89H153V86H152ZM168 89H169V88H168ZM233 89H234V88H233ZM243 89H244V88H243ZM49 90H50V89H49ZM53 90H54V89H53ZM87 90H88V89H87ZM114 90H115V89H114ZM122 90H123V89H122ZM126 90H128V89L126 88L125 91H126ZM130 90H128V91H126V92H129ZM132 90H133V91H131V92L134 93V92H135L134 89H132ZM141 90H142V89H141ZM145 90H146V89H145ZM154 90H155V89H154ZM184 90H185V88H184ZM187 90H188V89H187ZM189 90H190V89H189ZM191 90H192V89H191ZM231 90H232V89H231ZM247 90H248V89H247ZM250 90H251V89H250ZM253 90H254V89H253ZM255 90H256V89H255ZM257 90H258V89H257ZM257 90H256V91H257ZM77 91H79V90H77ZM104 91H105V90H104ZM106 91H108V90H106ZM111 91H112V90H111ZM138 91H140V90H138ZM150 91H151V90H150ZM172 91H173V90H172ZM193 91H194V90H193ZM259 91H260V90H259ZM262 91H263V90H262ZM38 92H39V91H38ZM38 92H37V93H38ZM54 92H55V91H54ZM56 92H57V91H56ZM63 92H65V91H63ZM119 92H120V91H119ZM136 92H137V91H136ZM141 92H142V91H141ZM148 92H149V90H148ZM153 92H154V91H152V93H153ZM157 92H158V91H157ZM181 92H182V91H181ZM185 92H186V91H185ZM189 92H190V91H189ZM208 92H209V91H207V93H208ZM251 92H252V91H251ZM30 93H31V92H30ZM37 93H36V94H37ZM51 93H52V92H51ZM57 93H58V92H57ZM68 93H70V92H68ZM104 93H106V92H104ZM104 93H103V95H105ZM150 93H151V92H150ZM150 93H149V94H150ZM249 93H250V92H249ZM259 93H260V92H259ZM31 94H32V93H31ZM42 94H43V93H42ZM116 94H117V92H116ZM126 94H127V93H126ZM126 94H125V95H126ZM153 94H154V93H153ZM205 94H206V93H205ZM205 94H204V95H205ZM245 94H246V93H245ZM245 94H244V95H245ZM253 94H254V93H253ZM29 95H30V94H29ZM32 95H33V94H32ZM43 95H45V94H43ZM69 95H70V94H69ZM77 95H78V94H77ZM82 95H83V93H82ZM108 95H109V93H108ZM134 95H135V94H134ZM173 95H174V94H173ZM208 95H209V94H208ZM255 95H257V93H256ZM262 95H264V93H262ZM262 95H261V96H262ZM30 96H31V95H30ZM33 96H35V95H33ZM37 96H38V95H37ZM51 96H52V95H51ZM57 96H58V95H57ZM60 96H61V93H60ZM63 96H64V94H63ZM70 96H71V95H70ZM73 96L76 97V95H74V94H73ZM73 96H72V98H73ZM80 96H81V95H80ZM99 96H100V95H99ZM105 96H106V95H105ZM115 96H117V95H115ZM120 96H121V94H120ZM142 96H143V95H142ZM145 96H146V95H145ZM151 96H153V95H151ZM151 96H150V97H151ZM154 96H155V95H154ZM176 96H177V95H176V93H175V97H176ZM225 96H226V95H225ZM227 96H228V95H227ZM227 96H226V97H227ZM229 96H230V95H229ZM247 96H248V95H247ZM247 96H246V97H247ZM261 96H258V97H261ZM23 97H24V96H23ZM35 97H36V96H35ZM38 97H39V96H38ZM40 97H41V96H40ZM61 97H62V96H61ZM81 97H82V96H81ZM96 97H97V96H96ZM128 97H129V96H128ZM134 97H136V95H135ZM169 97H170V96H169ZM210 97H211V95H210ZM216 97H219V95H217ZM220 97H221V96H220ZM248 97H250V96H248ZM62 98H63V97H62ZM65 98H66V96H65ZM70 98H71V97H70ZM77 98H78V97H77ZM104 98H105V97H103V99H104ZM108 98H109V97H108ZM108 98H106V99H108ZM116 98H118V97H116ZM116 98H113V99H116ZM126 98H127V96H126ZM143 98H145V97H143ZM143 98H142V99H143ZM148 98H149V97H148ZM151 98H152V97H151ZM211 98H212V97H211ZM211 98H210V99H211ZM18 99H19V98H18ZM44 99H45V98H44ZM67 99H69V98H67ZM73 99H74V98H73ZM75 99H76V98H75ZM80 99H81V98H80ZM90 99H91V98H90ZM106 99H105V100H106ZM111 99H112V98H111ZM118 99H119V98H118ZM118 99H116V100L118 101ZM130 99H131V97H130ZM130 99H129V100H130ZM158 99H159V98H158ZM165 99H166V98H165ZM175 99H176V98H175ZM180 99H182V98H180ZM210 99H209V100H210ZM216 99H217V98H216ZM250 99H251V98H250ZM250 99H249V100H250ZM253 99H254V97H253ZM259 99H260V98H258V100H259ZM262 99H263V98H262ZM3 100H4V99H3ZM69 100H70V99H69ZM86 100H87V99H86ZM86 100H85V101H86ZM88 100H89V99H88ZM91 100H92V99H91ZM94 100H96L95 96H94ZM108 100H109V99H108ZM156 100H157V99H156ZM212 100L214 101V99H212ZM254 100H255V99H254ZM254 100H253V101H254ZM6 101H7V100H6ZM18 101H19V100H18ZM41 101H42V100H41ZM41 101H40V102H41ZM83 101H84V100L82 99L81 102H83ZM85 101H84V102H85ZM98 101H99V100H98ZM130 101H131V100H130ZM138 101H140V100H138ZM142 101H143V100H142ZM142 101H141V102H142ZM145 101H146V100H145ZM149 101H150V100H149ZM183 101H185V100H183ZM188 101H189V100H188ZM218 101H219V100H218ZM218 101H217V102H218ZM260 101H261V100H260ZM260 101H259V102H260ZM11 102H12V101H11ZM32 102H33V101H32ZM40 102H39V103H40ZM93 102H94V101H93ZM96 102H97V101H95V103H96ZM114 102H115V101H114ZM136 102H137V101H136ZM141 102H140V103H141ZM146 102H147V101H146ZM210 102H211V101H209V103H210ZM217 102H216V103H217ZM261 102H262V101H261ZM58 103H59V101H58ZM63 103H64V102H63ZM68 103H70V102H68ZM79 103H80V100H79ZM127 103H128V102H127ZM140 103H139V104H140ZM149 103H150V102H149ZM190 103H192V102H190ZM218 103H219V102H218ZM220 103H221V102H220ZM220 103H219V104H220ZM255 103H256V102H254V104H255ZM263 103H264V101H263ZM263 103H262V104H263ZM71 104H73V102H72ZM84 104H85V103H84ZM90 104H91V102H90ZM99 104H100V103H99ZM103 104H104V103H103ZM112 104H113V102H112ZM142 104H143V103H142ZM155 104H156V103H154V105H155ZM204 104H205V103H203V105H204ZM213 104H214V103H213ZM219 104H218V106H219ZM247 104H248V103H247ZM249 104H250V103H249ZM76 105H77V104H76ZM92 105H93V104H92ZM96 105H97V104H96ZM96 105H95V106H96ZM106 105H107V104H106ZM108 105H109V104H108ZM113 105H114V104H113ZM131 105H132V104H131ZM144 105H146V104L144 103ZM147 105H148V104H147ZM179 105H183V104H179ZM184 105H185V104H184ZM191 105H192V104H191ZM195 105H196V104H195ZM221 105H224V104H221ZM255 105H256V104H255ZM3 106H4V105H3ZM67 106H68V105H67ZM73 106H74V105H73ZM77 106H78V105H77ZM77 106H74V107H77ZM117 106H118V105H117ZM132 106H134V104H133ZM139 106H140V105H139ZM209 106H211V105H209ZM213 106H214V105H213ZM213 106H212V108H213ZM216 106H217V105H216ZM243 106H244V105H243ZM243 106H242V109H243ZM6 107H7V106H6ZM52 107H53V106H52ZM112 107H113V106H112ZM114 107H116V106L114 105ZM119 107H120V106H119ZM145 107H146V106H145ZM151 107H152V106H151ZM157 107H158V106H157ZM193 107H194V106H193ZM193 107H192V108H193ZM250 107H251V106H250ZM42 108H43V107H42ZM77 108H78V107H77ZM79 108H80V107H79ZM84 108H85V107H84ZM87 108H88V107H87ZM91 108H92V107H91ZM93 108H96V107L93 106ZM103 108H104V107H103ZM105 108H106V107H105ZM132 108H133V107H132ZM142 108H143V107H142ZM142 108H141L140 110H145V109H142ZM187 108H188V107H187ZM195 108H196V106H195ZM200 108H201V106H200ZM222 108H223V107H222ZM70 109H72V108L70 107ZM81 109H82V108H81ZM118 109H119V108H118ZM146 109H147V107H146ZM201 109L203 110V108H201ZM260 109H261V108H260ZM78 110H80V109H77V114H78ZM86 110H87V109H86ZM104 110H105V109H104ZM109 110H110V109H109ZM116 110H117V109H116ZM132 110H133V109H132ZM161 110H162V109H161ZM186 110H187V109H186ZM216 110H217V108H216ZM225 110H227V109H225ZM87 111H88V110H87ZM98 111H100V110H98ZM129 111H130V110H129ZM134 111H135V110H134ZM156 111H157V110H156ZM175 111H176V110H175ZM193 111H194V109H193ZM193 111H192V112H193ZM197 111H199V109H197ZM204 111H205V110H204ZM228 111H229V109H228ZM7 112H8V111H7ZM33 112H34V111H33ZM65 112H66V111H65ZM65 112H64V113H65ZM71 112H72V111H71ZM75 112H76V111H75ZM91 112H92V111H91ZM95 112H96V111H95ZM100 112H101V111H100ZM100 112H98V113L100 114ZM105 112H106V111H105ZM119 112H120V111H119ZM124 112H125V111H124ZM124 112H123V113H124ZM132 112H133V111H132ZM145 112H146V111H145ZM153 112H154V111H153ZM177 112H178V111H177ZM186 112L189 113V110L186 111ZM190 112H191V111H190ZM194 112H195V111H194ZM194 112H193V113H194ZM199 112H200V111H199ZM211 112H212V111H211ZM211 112H210V113H211ZM214 112H215V110L213 111V113H214ZM220 112H221V111H220ZM235 112H236V111H235ZM261 112H262V109H261ZM81 113H82V112H81ZM114 113H115V112H114ZM136 113H137V112H136ZM143 113H144V112H143ZM164 113H165V112H164ZM195 113H196V112H195ZM203 113H204V112H203ZM208 113H209V112H208ZM222 113L224 114V112H222ZM27 114H28V113H27ZM75 114H76V113H75ZM84 114H86V113H84ZM133 114H134V113H133ZM151 114H153V113H151ZM162 114H163V113H162ZM166 114H167V113H166ZM175 114H176V112H175ZM178 114H181V113H178ZM185 114H186V113H185ZM185 114H184V115H185ZM197 114H199V113H197ZM205 114L207 115V113H205ZM205 114H204V115H205ZM216 114H218V113H216ZM259 114H262V113L259 112ZM6 115H7V114H6ZM25 115H26V114H25ZM55 115H56V114H55ZM73 115H74V114H73ZM79 115H80V114H79ZM89 115H90V114H89ZM101 115H102V114H101ZM153 115H154V114H153ZM155 115H156V114H155ZM208 115H209V114H208ZM221 115H222V114H221ZM75 116H76V115H75ZM133 116H134V115H133ZM151 116H152V115H151ZM161 116H162V115H161ZM171 116H172V115H171ZM175 116H176V115H175ZM199 116H200V115H199ZM201 116H203V115L201 114ZM201 116H200V117H201ZM39 117H40V116H39ZM63 117H64V116H63ZM78 117H79V116H78ZM105 117H106V116H105ZM114 117H115V116H114ZM123 117H124V116H123ZM123 117H122V118H123ZM169 117H170V116H169ZM172 117H174V116H172ZM177 117H178V116H177ZM197 117H198V116H197ZM203 117H204V116H203ZM220 117H221V116H220ZM60 118H61V117H60ZM85 118H86V117H85ZM89 118L91 119V117H89ZM98 118H99V117H98ZM101 118H102V116H101ZM103 118H104V117H103ZM158 118H159V117H158ZM163 118H164V117H163ZM188 118H189V117H188ZM208 118H209V117H208ZM213 118H215V117H213ZM217 118H218V117H216V119H215L216 121H217ZM256 118H257V117H256ZM260 118H261V117H260ZM29 119H30V118H29ZM34 119H35V118H34ZM51 119H52V118H51ZM74 119H75V118H74ZM74 119H73V120H74ZM107 119H109V118H107ZM125 119H126V118H125ZM140 119H141V118H140ZM144 119H145V117H144ZM146 119H147V118H146ZM159 119H160V118H159ZM197 119H199V117H198ZM202 119H203V118H202ZM202 119H201V120H202ZM210 119H211V118H209V120H210ZM250 119H251V118H250ZM8 120H9V119H8ZM31 120H32V119H31ZM42 120H43V119H42ZM66 120H67V119H66ZM78 120H79V119H78ZM102 120H103V119H102ZM104 120H105V118H104ZM104 120H103V121H104ZM131 120H132V119H131ZM135 120H136V119H135ZM142 120H143V118H142ZM142 120H141V121H142ZM151 120H152V119H151ZM181 120H182V119H181ZM181 120H180V121H181ZM204 120H206V119H204ZM213 120H214V119H213ZM218 120H219V119H218ZM253 120H254V119H253ZM255 120H257V119H255ZM84 121H85V120H84ZM106 121H107V120H106ZM123 121H124V120H123ZM146 121H147V120H146ZM166 121H167V120H166ZM184 121H185V120H184ZM219 121H220V120H219ZM258 121H259V120H258ZM73 122H75V121H73ZM87 122H88V121H87ZM90 122H91V121H90ZM107 122H108V121H107ZM109 122H110V121H109ZM124 122H125V121H124ZM156 122H157V121H156ZM158 122L160 123L159 120H158ZM158 122L156 123V125L159 124ZM164 122H165V121H164ZM164 122H163V123H164ZM175 122H176V121H175ZM192 122L194 123V122H198V121L193 120ZM192 122H191L190 125L188 124V125H189L188 127H191ZM201 122H203V121H201ZM205 122L207 123L208 121H205ZM220 122H221V121H220ZM66 123H67V122H66ZM92 123H93V122H92ZM100 123H101V120H100ZM141 123H142V122H141ZM145 123H146V122H145ZM148 123H149V122H148ZM153 123H154V122H153ZM208 123H209V122H208ZM239 123H240V121H239ZM38 124H39V123H38ZM78 124H80L79 121H78ZM81 124H82V123H81ZM135 124H136V122H135ZM151 124H152V122H151ZM170 124L172 125V122H171ZM210 124H211V123H210ZM261 124H263V122H262ZM73 125H74V124H73ZM90 125H91V124H90ZM111 125H112V123H111ZM159 125H160V124H159ZM161 125H162V124H161ZM167 125H168V124H167ZM194 125H195V124H194ZM201 125H202V124H201ZM206 125H207V124H206ZM216 125H217V124H216ZM219 125H220V124H219ZM254 125H256V124H254ZM16 126H17V125H16ZM79 126H80V125H79ZM115 126H116V125L114 124V127H115ZM144 126H145V125H144ZM163 126H164V125H163ZM172 126H173V125H172ZM183 126H184V125H183ZM192 126H193V125H192ZM212 126H213V125H212ZM214 126H215V125H214ZM217 126H218V125H217ZM257 126H258V125H257ZM59 127H60V126H59ZM81 127H82V126H81ZM83 127H84V126H83ZM133 127H135V125H134ZM139 127H140V126H139ZM139 127L137 128V126H136V130H137V129H140ZM210 127H211V126H210ZM232 127H233V126H232ZM117 128H118V127H117ZM123 128H124V127H123ZM144 128H145V127H144ZM153 128H154V127H153ZM18 129H19V128H18ZM26 129H27V127H26ZM83 129H85V128H83ZM149 129H150V128H149ZM166 129H167V128H166ZM170 129H171V128H170ZM213 129L215 130L214 127H213ZM235 129H237V128H235ZM238 129H239V128H238ZM12 130H13V129H12ZM21 130H22V129H21ZM81 130H82V129H81ZM123 130H124V129H123ZM123 130H122V131H123ZM156 130H157V128H156ZM162 130H163V128H162ZM174 130H175V129H174ZM179 130H180V129H179ZM189 130H190V129H189ZM189 130H188V131H189ZM54 131H55V130H54ZM64 131H65V130H64ZM78 131H79V130H78ZM82 131H83V130H82ZM116 131H117V130H116ZM142 131H143V130H142ZM166 131H167V130H166ZM166 131H165V132H166ZM168 131H170V130H168ZM168 131H167V132H168ZM190 131H191V130H190ZM239 131H240V130H239ZM56 132H57V131H56ZM101 132H102V131H101ZM104 132H105V131H104ZM159 132H160V131H159ZM167 132H166V133H167ZM170 132H173V131L171 130ZM177 132H178V131H177ZM192 132H193V131H192ZM7 133H8V132H7ZM9 133H10V132H9ZM18 133H19V132H18ZM71 133H72V132H71ZM76 133H77V132H76ZM85 133H86V132H85ZM142 133H143V132H142ZM212 133H213V132H212ZM28 134H29V133H28ZM38 134H39V133H38ZM41 134H42V133H41ZM74 134H75V133H74ZM92 134H93V133H92ZM105 134H106V133H105ZM105 134H104V135H105ZM108 134H109V133H108ZM112 134H114V133H112ZM131 134H132V133H131ZM172 134L175 135V132L172 133ZM193 134H194V133H193ZM14 135H15V134H14ZM39 135H40V134H39ZM83 135H84V134H83ZM96 135H97V134H96ZM141 135H142V134H141ZM189 135H190V134H189ZM227 135H228V134H227ZM78 136H79V135H78ZM85 136H86V135H85ZM90 136H91V135H90ZM98 136H99V135H98ZM100 136H101V135H100ZM162 136H163V134H162ZM165 136H168V135L165 134ZM171 136H173V135H171ZM175 136H176V135H175ZM205 136H206V135H205ZM249 136H250V135H249ZM3 137H4V136H3ZM9 137H11V135H10ZM19 137H20V136H19ZM66 137H67V136H66ZM79 137H80V136H79ZM82 137H83V136H82ZM113 137H115V135H114ZM134 137H135V136H134ZM152 137H153V136H152ZM169 137H170V136H169ZM178 137H179V136H178ZM184 137H185V136H184ZM225 137H227V136H225ZM88 138H89V137H88ZM143 138H144V137H143ZM158 138H159V137H158ZM160 138H162V137H160ZM165 138H166V137H165ZM167 138H168V137H167ZM167 138H166V139H167ZM248 138H249V137H248ZM253 138H254V137H253ZM253 138H252V139H253ZM35 139H36V138H35ZM75 139H76V138H75ZM93 139H94V138H93ZM103 139H104V138H103ZM111 139H112V138H111ZM116 139H117V138H116ZM116 139H115V140H116ZM130 139H131V137H130ZM154 139H155V138H154ZM156 139H157V138H156ZM156 139H155V141H156ZM169 139L172 140L171 137L168 138V140H169ZM183 139H184V138H183ZM187 139H188V138H187ZM206 139H207V138H206ZM10 140H11V139H10ZM97 140H98V139H97ZM133 140H134V139H133ZM136 140H137V139H136ZM136 140H135V141H136ZM159 140H160V139H159ZM163 140H164V137H163ZM168 140H167V141H168ZM171 140H170V141H171ZM174 140L176 141V138H175V137H174ZM174 140H172V144L174 143V142H173ZM177 140H178V139H177ZM180 140H181V139H180ZM191 140H192V139H191ZM203 140H204V139H203ZM17 141H18V140H17ZM20 141H21V140H20ZM85 141H86V139H85ZM113 141H114V139H113ZM152 141H153V139H152ZM161 141H162V140H161ZM161 141H160V143H161ZM189 141H190V139H189L187 142H189ZM195 141H196V140H195ZM195 141H194V142H195ZM200 141H201V140H200ZM76 142H77V141H76ZM80 142H81V139H80ZM82 142H83V141H82ZM104 142H105V141H104ZM104 142H103V143H104ZM115 142H116V141H115ZM150 142H151V141H150ZM177 142H178V141H177ZM183 142H184V141H183ZM183 142H182V143H183ZM9 143H10V142H9ZM11 143H12V141H11ZM85 143H86V142H85ZM94 143H95V142H94ZM125 143H126V142H125ZM139 143H140V142H139ZM156 143H159V142L157 141ZM156 143H155V144H156ZM162 143H163V142H162ZM175 143H176V142H175ZM196 143H197V142H196ZM210 143H211V142H210ZM13 144H14V143H13ZM33 144H34V143H33ZM111 144H113V143H111ZM172 144H171V145H172ZM178 144H179V142L177 143V146H178ZM186 144H187V143H186ZM188 144H189V143H188ZM262 144H263V143H262ZM8 145H9V144H8ZM54 145H55V144H54ZM91 145H92V144H91ZM174 145H175V144H174ZM181 145H182V144H181ZM192 145H193V144H192ZM14 146H15V144H14ZM161 146H162V145H161ZM169 146H170V145H169ZM185 146L188 147L187 145H185ZM185 146H184V147H185ZM209 146H210V145H209ZM209 146H208V148H209ZM78 147H79V146H78ZM93 147H95L94 149H96V146H93ZM114 147H115V146H114ZM170 147H171V146H170ZM170 147H169V148H170ZM212 147H213V146H212ZM14 148H15V147H14ZM65 148H66V147H65ZM135 148H136V147H135ZM140 148H141V147H140ZM154 148H155V147H154ZM166 148H167V145H166ZM190 148H191V147H190ZM190 148H189V149L186 148V149H187V150H190ZM213 148H214V147H213ZM15 149H16V148H15ZM136 149H138V148H136ZM142 149H143V148H142ZM161 149H162V147H161ZM170 149H171V148H170ZM173 149H174V147H173ZM176 149H177V148H176ZM183 149H184V148H183ZM183 149H182V150H183ZM203 149H204V148H203ZM206 149H207V148H206ZM210 149H211V148H210ZM214 149H215V148H214ZM18 150H19V149H18ZM20 150H21V149H20ZM23 150H24V149H23ZM134 150H135V149H134ZM167 150H168V149H167ZM177 150H178V149H177ZM177 150H176V151H177ZM179 150H180V149H179ZM184 150H185V149H184ZM192 150H193V149H192ZM201 150H202V149H201ZM207 150H208V149H207ZM232 150H233V149H232ZM21 151H22V150H21ZM50 151H51V150H50ZM82 151H83V150H82ZM137 151H138V150H137ZM145 151H146V150H145ZM213 151H214V150H213ZM229 151H230V150H229ZM234 151H235V150H234ZM234 151H233V152H234ZM17 152H18V151H17ZM48 152H49V151H48ZM143 152H144V151H143ZM146 152H147V151H146ZM152 152H153V151H152ZM181 152H182V151H181ZM205 152H206V150H205ZM205 152H204V153H205ZM211 152H212V151H211ZM231 152H232V151H230V153H231ZM54 153H55V152H54ZM80 153H81V152H80ZM131 153H132V152H131ZM155 153H156V152H155ZM155 153H154V154H155ZM157 153H158V152H157ZM189 153H190V152H189ZM84 154H85V153H84ZM134 154H135V153H134ZM136 154H137V153H136ZM178 154H179V153H178ZM187 154H188V153H187ZM197 154H198V152H197ZM197 154H195V155H197ZM206 154H207V152H206ZM208 154H209V153H208ZM210 154H211V153H210ZM212 154H213V152H212ZM228 154H229V153H228ZM3 155H4V154H3ZM86 155H87V154H86ZM114 155H115V154H114ZM150 155H151V154H150ZM160 155L162 156V154H159V159H160V157H161ZM164 155H165V154H164ZM166 155H168V153H167ZM175 155H176V153H175ZM181 155H182V153H181L179 156H181ZM188 155H189V154H188ZM231 155H232V154H231ZM234 155H235V154H234ZM234 155H233V156H234ZM244 155H245V154H244ZM18 156H19V155H18ZM20 156H22V154H21ZM156 156H157V155H156ZM156 156H155V157H156ZM168 156L170 157V155H168ZM168 156H166V157H168ZM182 156H183V155H182ZM185 156H186V155H185ZM185 156H184V157H185ZM191 156H192V155H191ZM191 156H189V157H191ZM198 156H200V155H198ZM207 156H208V155H207ZM91 157H92V156H91ZM114 157H115V156H114ZM116 157H117V156H116ZM169 157H168V159H170ZM186 157H187V156H186ZM189 157H188V158H189ZM192 157H193V156H192ZM194 157H195V156H194ZM194 157L192 158V160L194 159ZM205 157H206V156H205ZM241 157H242V156H241ZM144 158H146V157H144ZM148 158H149V157H148ZM171 158H172V157H171ZM174 158H176V157H174ZM196 158H197V157H196ZM228 158H229V157H228ZM230 158H231V157H230ZM232 158H233V157H232ZM232 158H231V159H232ZM244 158H245V157H244ZM246 158H247V157H246ZM248 158H250V157H248ZM13 159H14V158H13ZM85 159H86V158H85ZM116 159H117V158H116ZM154 159H155V158H154ZM154 159H153V160H154ZM161 159H162V158H161ZM166 159H167V158H166ZM182 159H184V158H182ZM185 159H186V158H185ZM189 159H190V158H189ZM201 159H205V158H201ZM201 159H200V160H201ZM210 159H213L212 156H211V158H209V160H210ZM231 159H230V160H231ZM233 159H234V158H233ZM235 159H237V158H235ZM251 159H252V157H251ZM21 160H23V159H21ZM127 160H128V159H127ZM145 160H146V159H145ZM163 160H164V159H163ZM175 160H176V159H175ZM190 160H191V159H190ZM190 160H189V161H190ZM192 160H191V161H192ZM197 160L199 161V159H197ZM207 160H208V159H207ZM209 160H208L207 162H209ZM213 160H215V157H214ZM237 160H238V159H237ZM155 161L157 162V160H155ZM159 161H160V160H159ZM161 161H162V160H161ZM165 161H166V160H165ZM169 161L171 162V160H169ZM185 161H188V160H184L183 162H185ZM189 161H188V162H189ZM191 161H190V162H191ZM198 161H196V163H197ZM216 161H217V160H216ZM216 161H215V162H216ZM156 162H155V164H156ZM162 162H163V161H162ZM162 162H161V163H162ZM172 162H173V161H172ZM176 162H177V161H176ZM183 162H181V163H183ZM200 162H201V161H200ZM210 162H212V161H210ZM215 162H213V163H215ZM218 162H220V161H217V163H218ZM224 162H225V161H224ZM224 162H223V163H224ZM244 162H245V161H244ZM10 163H11V162H10ZM13 163H14V162H13ZM153 163H154V162H153ZM158 163H159V162H158ZM163 163H164V162H163ZM166 163H167V162H166ZM166 163H165V165H166ZM173 163H174V162H173ZM196 163H195V166L197 167L199 164L196 165ZM202 163H203V162H202ZM237 163H239V162H237ZM237 163H236V164H237ZM240 163H241V162H240ZM73 164H74V163H73ZM119 164H120V163H119ZM151 164H152V163H151ZM169 164H170V163H168L167 165H169ZM179 164H180V163H179ZM179 164L176 165V166H179ZM190 164H191V163H190ZM190 164H189V165H190ZM230 164L232 165L233 163H230ZM230 164H229V165H230ZM244 164H246V163H244ZM18 165H19V164H18ZM148 165H149V163H148ZM167 165H166V166H167ZM185 165H187V164L185 163ZM212 165L215 166L216 163H215V164H212ZM220 165H222V162H221ZM220 165H218V167H219ZM224 165H225V164H224ZM231 165H230V166H231ZM234 165H235V164H234ZM238 165H239V164H238ZM154 166H155V165H154ZM154 166H153V168H154ZM158 166H159V164H158ZM166 166H165V167H166ZM174 166H175V164H174ZM180 166H182V165L180 164ZM195 166H194V168H195ZM208 166H210V165L208 164ZM222 166H223V165H222ZM240 166H241V165H240ZM240 166H239V167H240ZM13 167H14V166H13ZM73 167H74V166H73ZM105 167H107V166L105 165ZM110 167H111V166H109L108 168H110ZM161 167H163V166H161ZM165 167H164V168H165ZM169 167H170V166H169ZM189 167H190V166H189ZM192 167H193V165H192ZM199 167H200V165H199ZM220 167H221V166H220ZM224 167H225V166H224ZM233 167H234V166H233ZM241 167H242V166H241ZM241 167H240V168H241ZM244 167H245L244 169L248 170V169L246 168V166H244ZM132 168H133V167H132ZM150 168H151V167H150ZM153 168H151V169H153ZM157 168H159V167H157ZM157 168H156V169H157ZM167 168H168V167H167ZM171 168H172V167H171ZM173 168H175V167H173ZM205 168H207V166H205ZM210 168L213 169L211 166H210ZM215 168H216V166H215ZM226 168H227V167H226ZM235 168H238V167H235ZM143 169H144V168H143ZM178 169L180 170L181 167L178 168ZM182 169H184V168H182ZM185 169H186V168H185ZM188 169H189V168H188ZM188 169H187V170H188ZM197 169H198V168H197ZM200 169H201V167L199 168V170H200ZM202 169H203V166H202ZM202 169H201V171H202ZM216 169H217V168H216ZM223 169L225 170V168H223ZM223 169L221 168L222 172H223ZM228 169H229V168H228ZM228 169H227V170H228ZM241 169H242V168H241ZM103 170H104V169H103ZM179 170H178V171H179ZM190 170H191V169H190ZM190 170H189V173H190ZM194 170H195V169H194ZM234 170H235V169H234ZM238 170H239V168H238ZM114 171H115V170H114ZM134 171H135V170H134ZM154 171H155V170H154ZM166 171H167V169H166ZM173 171H175V170H173ZM191 171H193V170H191ZM197 171H198V170H197ZM243 171H244V170H243ZM249 171H250V170H249ZM108 172H109V171H108ZM128 172H129V171H128ZM138 172H139V171H138ZM148 172H149V171H148ZM148 172H147V173H148ZM158 172H159V171H158ZM160 172H161V171H160ZM163 172H164V171H163ZM168 172L170 173V171H168ZM193 172H194V171H193ZM195 172H196V171H195ZM195 172H194V174H195ZM213 172H214V171H213ZM213 172H212V173H213ZM215 172H216V171H215ZM217 172H218V174H216V175H218V177H219V176H222V173H220L219 169H218ZM229 172H231V171H229ZM229 172H228V174H229ZM233 172H234V171H233ZM246 172H247V171H246ZM250 172H251V171H250ZM132 173H133V172H132ZM132 173L130 172L131 176H132ZM151 173H152V171H151ZM154 173H155V172H154ZM172 173H174V172H172ZM172 173H170V174H172ZM184 173H185V172H184ZM187 173H188V172L186 171V174H187ZM198 173L200 174V172H197V175H199ZM205 173H206V172H205ZM219 173H220L221 175H219ZM234 173H235V172H234ZM238 173H239V172H238ZM0 174H1V173H0ZM77 174H78V173H77ZM106 174H109V173H106ZM139 174H141V173H139ZM139 174H138V175H139ZM144 174H145V173H144ZM152 174H153V173H152ZM161 174H163V173L161 172ZM165 174H166V172H165ZM165 174H163V175H164L165 178H166V175H165ZM170 174H169V176H171ZM182 174H183V172H182ZM186 174H185V175H186ZM224 174H225V172H224ZM245 174H246V173H245ZM247 174H248V172H247ZM79 175H80V174H79ZM81 175H82V174H81ZM133 175H134V174H133ZM155 175H157V174H155ZM172 175H173V174H172ZM180 175H181V173H180ZM188 175H189V174H188ZM204 175H205V174H204ZM207 175H208V174H207ZM216 175H215V176H216ZM235 175H236V174H235ZM243 175H244V174H243ZM250 175H251V173H250ZM139 176H141V175H139ZM145 176H146V175H145ZM145 176H144V177H145ZM148 176H149V178L151 177V175H148ZM169 176H168V179L173 177V176H172V177H169ZM190 176H191V174H190ZM232 176H233V175H232ZM74 177H75V176H74ZM94 177H95V175H94ZM96 177H97V176H96ZM96 177H95V179H96ZM125 177H127V175H125ZM132 177H133V176H132ZM144 177H143V178H144ZM153 177H154V176H153ZM162 177H163V176H161V179L159 178V180H162ZM191 177H193V175H192ZM194 177H195V176H194ZM223 177H224V176H223ZM136 178H137V177H136ZM143 178H142V179H143ZM147 178H148V177H147ZM155 178H157V177H155ZM163 178H164V177H163ZM177 178H178V177H177ZM179 178H180V176H179ZM226 178H227V176H226ZM229 178H230V177H229ZM130 179H132V178H130ZM195 179H196V178H195ZM195 179H194V180H195ZM197 179H198V178H197ZM200 179H201V176H200ZM200 179H198V180H200ZM208 179H209V178H208ZM232 179H233V178H232ZM250 179H251V178H250ZM250 179H249V180H250ZM90 180H91V179H90ZM102 180H103V179H102ZM144 180H146V178H145ZM144 180H143V181H144ZM147 180H148V179H147ZM149 180H150V179H149ZM149 180L147 181V183H150ZM188 180H189V179H188ZM205 180H206V179H205ZM205 180H202V181H205ZM211 180H212V178H211ZM220 180H223V179H220ZM251 180H252V179H251ZM29 181H30V180H29ZM138 181H139V180H138ZM141 181H142V180H141ZM150 181H154V180L151 179ZM164 181H167V180H164ZM168 181H169V180H168ZM213 181H214V180H213ZM228 181H229V180H228ZM234 181L236 182V180H234ZM30 182H31V181H30ZM35 182H36V181H35ZM133 182H134V184H135L136 180H135V181L133 180ZM154 182L157 183V181H154ZM160 182L163 183V180L160 181ZM220 182H221V181H220ZM220 182H219V183H220ZM235 182H234V183H235ZM256 182H257V181H256ZM125 183H126V181H125ZM129 183H130V182H129ZM141 183H142V182H141ZM141 183H140V186L142 187V184H143V183H142V184H141ZM156 183H154V185H155ZM215 183H216V182H215ZM222 183H223V182H222ZM222 183H220V184H222ZM132 184H133V183H132ZM151 184H152V183H151ZM169 184H170V183H169ZM184 184H185V183H184ZM187 184H188V183H187ZM203 184H204V183H203ZM205 184H206V182H205ZM225 184H226V183H225ZM230 184H231V183H230ZM230 184H229V186H230ZM25 185H27V184H25ZM136 185H137V184H136ZM160 185H161V183H160ZM195 185H196V184H195ZM211 185H212V188H211V187H209V188H211V189L215 188V184H214V187H213V184H211ZM36 186H37V185H36ZM144 186H145V184H144ZM147 186H149V185H147ZM152 186H153V185H152ZM152 186H151V187H152ZM158 186H159V184H158ZM170 186H171V185H170ZM180 186H181V184H180ZM185 186H186V185H185ZM218 186L221 187L219 184H218ZM224 186H225V185H224ZM23 187H25V186H23ZM26 187H27V186H26ZM31 187H32V186H31ZM41 187H42V186H41ZM41 187H39V188H41ZM127 187H128V186H127ZM151 187H150V188H151ZM154 187L156 188V186H154ZM219 187H218V188H219ZM14 188H15V187H14ZM129 188H130V190H131V187H129ZM132 188H134V187H132ZM138 188H139V187H138ZM148 188H149V187H148ZM148 188H147V189H148ZM203 188H204V187H203ZM232 188H233V187H232ZM34 189H35V188H34ZM152 189H153V188H152ZM206 189H207V188H206ZM220 189H221V188H220ZM220 189H219V190H220ZM35 190H36V189H35ZM133 190L135 191V189H133ZM139 190H141V189H139ZM139 190H137V191L140 192ZM166 190H167V189H166ZM232 190H234V189H232ZM141 191H142V190H141ZM149 191H152V190L150 189ZM196 191H197V190H196ZM207 191L209 192L210 189L207 190ZM216 191H217V190H216ZM143 192H145V191H143ZM146 192H147V191H146ZM158 192H159V191H158ZM170 192H171V190H170ZM180 192H181V191H180ZM198 192H199V191H198ZM238 192H239V191H238ZM29 193H30V192H29ZM147 193H149V192H147ZM150 193H151V192H150ZM160 193H161V192H160ZM171 193H172V192H171ZM210 193H211V191H210ZM232 193H233V192H232ZM235 193H236V192H235ZM240 193H241V192H240ZM152 194H154V193H152ZM158 194H159V193H158ZM198 194H199V193H198ZM241 194H242V193H241ZM245 194H246V193H245ZM167 195H168V194H167ZM196 195H197V194H196ZM253 195H254V194H253ZM257 195H258V193H257ZM257 195H256V196H257ZM259 195H260V194H259ZM203 196H204V195H203ZM239 196H240V195H239ZM239 196H238V197H239ZM242 196H243V195H242ZM246 196H247V195H246ZM246 196H245V197H246ZM171 197H172V196H171ZM192 197H193V196H192ZM197 197H198V196H197ZM209 197H210V196H209ZM221 197H222V196H221ZM223 197H225V196H223ZM238 197L236 196L237 201L239 202L241 199L238 200ZM254 197H255V196H254ZM179 198H180V197H179ZM213 198H214V197H213ZM239 198H240V197H239ZM172 199H173V198H172ZM192 199H194V198H192ZM202 199H203V198H202ZM206 199H207V198H206ZM215 199H217V197L214 198V201H215ZM219 199H220V198H219ZM219 199H218V200H219ZM242 199H243V198H242ZM251 199H252V198H251ZM194 200H195V199H194ZM196 200H197V199H196ZM210 200H211V199H210ZM234 200H235V199H234ZM234 200H233V201H234ZM243 200H245V198H244ZM243 200H242L241 202H243ZM248 200H249V199H248ZM248 200H247V201H248ZM252 200L255 201L254 199H252ZM252 200H251V201H252ZM203 201H204V200H203ZM207 201H208V200H207ZM237 201H236L235 203H236V204H240V203H237ZM247 201H246V202H247ZM178 202H179V201H178ZM178 202H177V203H178ZM246 202H243V203H246ZM260 202H261V201H260ZM210 203H211V202H210ZM248 203H250V201H249ZM252 203H253V202H252ZM254 203H256V202H254ZM261 203H262V202H261ZM261 203H260V204H261ZM179 204H180V203H179ZM196 204H197V203H196ZM207 204H208V202H207ZM258 204H259V202H258ZM181 205H182V204H181ZM242 205H243V204H242ZM210 206H211V205H210ZM210 206H209V207H210ZM238 206L240 207V205H238ZM248 206H249V205L247 204L246 207H248ZM250 206H252V205H250ZM254 206H255V204H254ZM259 206H260V205H259ZM261 206H262V204H261ZM261 206H260V207H261ZM263 206H264V205H263ZM263 206H262V207H263ZM186 207H187V206H186ZM209 207H208V208H209ZM211 207H212V206H211ZM213 207H214V206H213ZM216 207H217V206H216ZM260 207H259V208H260ZM244 208H245V207H244ZM244 208H241V210H243ZM250 208H251V207H250ZM254 208H255V207H254ZM254 208H251V211H252V209H254ZM235 209H239V208H237V206H236ZM245 209H246V208H245ZM248 209H249V207H248ZM263 209H264V208H263ZM263 209H262V210H263ZM189 210H190V209H189ZM210 210H211V209H210ZM210 210H208V211H210ZM214 210H216V209H214ZM219 210H221V209H219ZM246 210H247V209H246ZM249 210H250V209H249ZM255 210L260 211L258 208H256ZM193 211H194V210H193ZM212 211H213V210H212ZM238 211L240 212V210H237V212H238ZM243 211H244V210H243ZM251 211H250V212H251ZM200 212H201V211H200ZM204 212H205V211H204ZM223 212H224V211H223ZM244 212H245V211H244ZM244 212H242V213H243V214H245V213L249 214L248 211L245 212V213H244ZM253 212H254V211H253ZM260 212H261V211H260ZM212 213H213V212H212ZM212 213H211V214H212ZM182 214H183V213H182ZM199 214H200V213H199ZM204 214H205V213H204ZM214 214H215V213H214ZM217 214L220 215L221 212H220V213L217 212ZM230 214H231V213H230ZM192 215H193V214H192ZM239 215H240V214H239ZM258 215H259V214H258ZM187 216H189V215L187 214ZM203 216H204V215H203ZM216 216H217V215H216ZM222 216H223V215H222ZM226 216H227V215H226ZM230 216H231V215H230ZM244 216H245V215H244ZM253 216H254V215H253ZM253 216H251V217L253 218ZM189 217H190V216H189ZM240 217H242V216L240 215ZM240 217H239V218H240ZM212 218H213V217H212ZM221 218H222V217H221ZM221 218H219V219H221ZM243 218H244V217H243ZM258 218H259V217H258ZM260 218H261V216H260ZM260 218H259V219H260ZM217 219H218V218H217ZM230 219H231V218H229V220H230ZM244 219H245V218H244ZM246 219H247V218H246ZM249 219H250V218H248V220H249ZM263 219H264V218H263ZM194 220H195V219H194ZM196 220H197V219H196ZM224 220H225V219H224ZM231 220H232V219H231ZM256 220H257V219H256ZM210 221H211V219H210ZM242 221H243V220H242ZM246 221H247V220H246ZM249 221H250V220H249ZM253 221H254V220H253ZM214 222H215V221H214ZM250 222H251V221H250ZM259 222H260V220H259ZM261 222H263V221L261 220ZM246 223H247V222H246ZM252 224H253V222H252ZM250 225H251V223H250ZM251 226H253V225H251ZM215 228H216V227H215ZM209 229H210V228H209ZM251 229H252V227H251ZM258 230H260V228H259ZM219 231H220V230H219ZM214 232H215V231H214ZM203 233H204V232H203ZM219 233H220V232H219ZM222 233H223V232H222ZM208 235H209V234H208ZM181 256H182V258H183V254H182ZM183 259H185V258H183ZM184 261H185V260H184ZM192 263H193V262H192Z\"/></svg>", "mask_w": 264, "mask_h": 264}]
</instances>
